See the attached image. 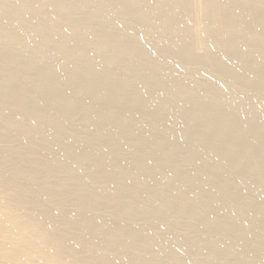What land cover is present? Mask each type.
Masks as SVG:
<instances>
[{"label":"bare ground","instance_id":"1","mask_svg":"<svg viewBox=\"0 0 264 264\" xmlns=\"http://www.w3.org/2000/svg\"><path fill=\"white\" fill-rule=\"evenodd\" d=\"M9 1L10 0H0V264H82L80 262L86 261V263H88V261H87L88 259H91L90 264H100L102 262H103V264H104V262H106V263L108 262L107 264H128L130 257H127V256L125 257L124 255L123 256L119 255L120 253H119V251H117V249H119V247H123V246H125L128 249V250L126 249V251L128 252L127 253L128 256H130V255L132 256L133 254H137L134 256V258L138 256L137 259L135 258L136 261L134 259V262H136L135 264H264V114H262L263 111L261 110L262 109L261 107L264 108V85H262V84H264L263 83L264 81L263 82L260 81L262 83L259 82L261 85H259V83L258 84L256 83L259 79L264 80V79H261V78H264V67H263L264 64L261 65L262 66L261 68H260V66L258 67L260 69L253 66L255 71L252 74L250 72L251 75H249V72H248V76H243L246 73L245 72L241 76V78H243V82H242L241 78L237 79V83L241 79L240 83L242 82L243 86H244V83H245V85L247 83L248 88H246V89H249V87L251 86L252 88L251 87L250 88L254 92V90H255L254 88H256L257 94H255L256 92H254V95H256V96H254L253 98L251 97L253 94L250 96V98L248 96V99L246 98V96L245 97L238 96L239 99H238V97H236L237 95L235 93L238 92L237 88H240V85L242 83L241 84L239 83L240 85L238 84L239 85L238 86L237 83L234 82L236 84V86H238L237 88H235V89H237V92H235V93L231 92L230 89L228 91L229 93H227V94L225 92L227 90L224 91L223 88H221L222 91H220L219 88H218L219 90L214 89L215 92H217V90L220 91L219 93L222 92L224 94V92H225L224 95L226 97L227 96L229 97V99L228 98L227 99L229 100L228 104H230V105H225V104H227L226 102L228 100L227 101L225 100L226 98L222 93L219 96H215L218 93H215L213 90H210V91L208 90L209 88L211 89L212 86L211 85L208 86L209 84H207V83H209L210 81L207 82L205 80V78H202V79H204L205 83L207 82L206 83L207 85L204 83V81L201 82V80H200V83L201 84L204 83L203 84L204 87L202 86V89L205 88V85H206V87L208 86L207 87L208 89L207 88L206 89L209 92H207L206 90H204V91L201 90L202 92L198 91L197 93L194 92L195 87H198L197 86L198 84L196 86H194L193 90H191V88H189L190 86H188V87L184 86V84L186 85V82L190 80V78L188 79L187 76L186 77L188 80H185L184 84H182V86L180 85V87H178V85H176L175 83H172L173 81L175 82V80H172V78H171L174 71H172L173 72L172 73L171 69L168 68V66H167V68L171 72L170 77L168 74L169 72H166L167 68H164L165 69L164 74H163V72H161L163 69L162 70L159 69L161 71L158 70V72H159L158 74L160 75V78H162V77L164 78L163 79L164 81L167 78H168V80L171 78V80H170V82L172 81L171 83L166 81L169 84L165 88H162V90L161 89L157 90L155 86L158 84V80L160 81L162 79L157 78L158 79L157 84L154 82L153 76L155 77V75L156 76L158 75V74H155L157 72V70H155L156 69L155 68L154 69L155 72H150V73H154L155 75L151 74L152 75L151 77L153 78L151 80H153V82L151 81L149 83V85L151 83L152 84L155 83L156 85L154 84L152 86H148L147 88L143 89L145 86H147V84H148L147 81L143 82L140 79L139 81H137L138 83H135V82H132V80L131 81H128L127 79L124 80V78L127 77L126 75H128V73L131 72L132 68L129 72L126 70V72H127L126 73V72H124L125 70L122 71L120 68H118L116 66V65H118V63L120 64V61L122 58H123L122 61H124V59L127 60L126 57H128V56L131 57V54L133 52L137 53V52L142 51L141 49L139 50V48L136 49V46H135V43H137L138 41L141 40V39L139 40L137 35H134V38H135V36H137V38H138L137 42H135L136 40H134V38H132L129 35L132 38L131 39L132 41L127 43V40L129 41V39H126V41H125L124 39L120 38V40H119V36L120 37H122V36L116 34V35H114V37L112 36V40H111V42H109L110 45H108L107 44L108 42L106 41L105 44H106V47H108V48L105 49L106 51L102 50V52H105L104 54L100 51L103 55L99 56V54H100L99 53L94 58L92 56L93 52L90 51V53H89L90 55L89 54L86 56H85V54L83 55L85 57L81 58V59H83L82 63H81V61L79 62L81 64H79L78 61L76 62L79 64V65L77 64V68H74V69L70 68L71 65L76 67V63H75V65H73V63H72L71 65H69L70 67L67 66L68 64H70V62H67V61H69L71 59L73 60L74 58H76V60H78V59H80V57H83L82 54L84 53V52H82L83 50L78 48L79 43H80L79 45L82 47L81 43L85 42V41L83 42L84 39L80 38L81 37L80 36L79 40L80 39H83V40H82V42H77L78 44H76V41L74 40L76 38H74V37H77L79 35V32H82L83 29H85V27H86L85 30H87V28H88L87 23L89 21L91 23L92 19H94L93 21H95L97 19V17H100L99 16V13H100L99 8L100 7L97 6L95 8V10L93 9L94 10L93 11V10H90V7L88 9V7L86 6V5L90 6V3H93L92 5H94L96 3L94 0H73V2H72V0H64L62 8L66 9V12H65L66 14H64L63 16H61V15L64 12L60 15L59 13H60L61 9L59 10V7L53 6L54 4L59 5L58 4L59 1L57 2L56 0H53V2L56 1V3H52L53 5H51L52 0H35V1L32 0L33 2L27 1V0H13V2H16L14 7L12 6L13 2L11 4V3H8ZM172 1H171V4H172ZM234 1L235 0L231 1L234 3L232 5H237V4H235L236 1L235 2ZM246 1L249 2V0H242V2H246ZM60 2H61V0H60ZM97 2H98V0H97ZM99 2H100L99 6L108 7L107 4L109 5L110 0H99ZM140 2L141 1H139V0L138 1L137 0H134V1L130 0L129 2L126 0L125 3H124V1H122V3L124 5L122 6V3H121V6L125 7V8L127 7L126 9H128L129 7H131L129 9H133L134 7L136 8L137 4ZM175 2H176V4L178 2V5L179 4L181 5L183 3L184 6L186 4H188V2H189L192 5V7L194 6V9H193V8L189 7L190 6L189 4H188L189 6L186 5V6H188V8L192 9V11L190 9H188L191 11V12L188 11L190 13H192L195 9L198 10V9H200V7H202L201 10L204 9V10H202V14H204V15L201 16L202 18L200 17V19L206 18V20H205V22H206V21H208L207 20V17H208V19H209L208 22L212 21V24H214L213 22H215L214 25L217 24L216 21H218V19L221 20L220 16L222 17V15L225 13V11H227V8H228V7L223 8L222 12H221V10H222V8H221V9H219L220 11L217 12L218 7L220 8L221 6H223V7L225 6V5L219 6L220 1L218 2L217 0H174V4H175ZM262 2H264V1L262 0ZM73 3L77 7H75ZM145 3H147V2H145ZM148 3H149V1H148ZM152 3H154V2H152ZM184 3H186V4H184ZM260 3L258 4V5H260V8L258 7L257 4H255L256 7L253 5L255 8H257V9L259 8V11L256 9L259 13V14L257 13L258 15L256 14V16L258 17V20L254 21V22H256L255 24H252V25L250 24L248 27H246L248 30V33L250 31H251L250 33L258 32L257 34L253 33L254 35H252V36H256V35L260 34L259 32H261V31L264 32V11H263L264 5L262 4L263 8H261ZM7 4L8 5L11 4L10 6H12L13 8L10 9L11 7H8ZM220 4H222V3H220ZM240 4L243 7L244 4L239 2V5ZM140 5L142 6V3ZM155 5H157V4H155ZM159 5H157V6H159ZM167 5L165 3V7ZM248 5H247V7H248ZM48 6L51 7L49 9H52L53 7H54V9L55 8H58V9H55V10L53 9L54 11H51V10H48ZM84 6L90 12L88 10L84 11L83 10ZM241 6H239V8H242ZM253 6L250 10L247 9V11L250 12L254 8ZM5 7H8L10 10L8 11L7 9H5ZM60 7H61V5H60ZM102 7H101V10H102ZM122 7L120 10H122ZM152 7H153V5H152ZM165 7L163 6L162 8H165ZM181 7H183V6H181ZM75 8H77L76 11H74ZM93 8H94V6H93ZM97 8H98V10H96ZM146 8L147 7H145V9ZM148 8H150V7H148ZM155 8H156V6H155ZM162 8L161 9L159 8V9L162 10ZM239 8L234 7V9H233L234 15L232 16L233 18L231 17L232 20H229V18H228L229 21L232 22L234 20H238V18L241 17L243 14L245 15L246 11H244L242 8V10L244 11V13L242 14V12H241L242 10L238 11ZM255 8H254V11H255ZM14 9H17V11L19 10L18 12H20L19 13L20 18H18V20H15L16 16L14 17V14L17 11L15 10V12H14L13 11ZM159 9H158V11H159ZM181 9L182 8H180L179 11ZM261 9H263V10H261ZM44 10H46V13H44ZM137 10H138V8H137ZM143 10H144V8H143ZM197 10H195L194 12H196ZM245 10H246V8H245ZM152 11H153V9H152ZM163 11L164 12L168 11V14H169L171 9H170V11H169V9L168 10L163 9ZM185 11L184 12L187 13V10H185ZM198 11H200V10H198ZM198 11H197V14L200 13V12L198 13ZM252 11H251V14H252ZM13 12H14V14H13ZM130 12H132V11H130ZM181 12L183 13V11H181ZM227 12L225 14H227ZM42 13H44L43 18L45 17L44 19H46V20H44L45 22L40 20V22H43L42 24L38 20L37 21L38 26H37L35 21L37 20V18L39 19L40 16L42 17V15H41ZM83 13L86 14L85 15L86 19H85ZM135 13H137V11ZM145 13L146 12H143V14H145ZM155 13L157 14V11L154 12V14ZM170 13L171 14H169V16L167 15V12L165 13L168 16V18H172V16L175 15V12L174 13L170 12ZM56 14L60 15L61 17L65 16L64 19L63 18L59 19V20H63V21H61L62 22L61 25L57 23V22H59V20H58V17L56 16ZM152 14L153 13H151V15ZM159 14L162 15L163 14L162 11H160ZM159 14H158V16H160ZM187 14H189V13H187ZM100 15H101V13H100ZM116 15H118V13ZM127 15L129 17V14H127ZM145 15H147V14H145ZM189 15H191V14H189ZM200 15L201 14H199V16ZM244 15H243V17H246V15L245 16ZM252 15H255V14H252ZM162 16H163V18L166 17L164 15H162ZM17 17H19L18 14H17ZM56 17H57V20H56ZM80 17H82V19H85L86 22H84ZM178 17H179V14H178V16H176V18H178ZM129 18H131V17H129ZM135 18H137V17H135ZM156 18H158L157 15H156ZM161 18L162 17L160 16L159 19H161ZM173 18H175V16ZM248 18H249V15L247 16V19H245V20H247V22H248ZM256 18L253 20H256ZM240 19H239V22H240ZM55 20L57 22H55ZM108 20L110 21L111 19H108ZM136 20H139V18ZM156 20H158V19H156ZM162 20H164V19H162ZM166 20L167 19H165V21ZM198 20L199 19H197V22H198ZM128 21H130V20H128ZM170 21H173V20H170ZM188 21H190V20H188ZM105 22L101 23V24H103L102 27H104V25H106ZM141 22H142V20H141ZM153 22H154L153 25L156 24L159 28L160 23H158L159 24L158 25L157 23H155L157 21H153ZM158 22H161V20L160 21L158 20ZM167 22H169V21H167ZM202 22H203V20H202ZM208 22H207V24H208ZM225 22H227V21H225ZM234 22H237V21H234ZM234 22H232V25L230 24L231 25L230 28H233V25H237L238 22L237 23H234ZM90 23H88V24H90ZM99 23H100V21L98 22V25H101ZM136 23H135V25H136ZM186 23H188V22L186 21ZM191 23L189 25L193 27V25L196 22L192 23L193 25ZM240 23L242 24V22H240ZM69 24H72V28H69V30L72 29L71 32H69V30H67L68 27H66V25L71 27V25H69ZM114 24H115V22H114ZM123 24H121V26ZM199 24H200L199 26H201V22ZM203 24H205V23L203 22ZM56 25H60L61 30L65 26L66 30H64V31L68 32V35H66V36H70L73 38L68 37V39H67L65 37V35L64 36L61 35L63 30L61 31V33H59L60 30H58L57 28H59L60 26L58 27ZM94 25L96 26L97 24L94 23ZM147 25L149 26L150 24L147 23ZM151 25H152V23H151ZM162 25H164V24H162ZM169 25H168V28L170 27ZM185 25H186L185 27L188 29L192 28L190 26L187 27L188 26L187 24H185ZM221 25L222 24H220L218 30L221 29V27H222ZM54 26H56L57 28ZM107 26L108 25H106V27H104V28H107ZM121 26H118V27H121ZM123 26H125V25H123ZM174 26H176V25H174ZM208 26H210V25H208ZM225 26H227V25H225ZM225 26L222 27V30H225L224 29ZM241 26H243L242 28L244 29V31H247V30H245V27L243 24ZM241 26H239V27H241ZM53 27H54V29L56 28L54 31H53ZM92 27H94V26H92ZM151 27L153 28V26H151ZM162 27H164V26H162ZM177 27H178V25H177ZM177 27H175L173 30H176ZM96 28H98V27H96ZM108 28H109V26H108ZM145 28H146V30L152 29V28H147V27H145ZM172 28H171V32L173 31ZM205 28H207V27H205ZM205 28L203 29L204 31H206ZM209 28L212 31L213 28L212 29H211V27H209ZM209 28H208V31H209ZM215 28H218V27H215ZM228 28L229 27H227V29ZM230 28L228 30L229 33L227 32L229 35H230V31H232V29L230 30ZM242 28L240 29V31H243ZM161 29L163 30V28H161ZM183 29L185 30V28H183ZM194 29H196V28H194ZM95 30L99 31L98 29H95ZM101 30H103V29H100V31ZM201 30L202 29H200V31L198 32V29H197V33L198 34L200 32L202 33L203 31H201ZM107 31H108V29H107ZM148 31L150 32L151 30H148ZM168 31H169V29H168ZM168 31L165 34L168 35ZM208 31H206V32L209 33ZM235 31H237V30H235ZM25 32H27L29 34L33 33V36H31V34H30V37H29L27 34L28 37L25 38L22 35ZM114 32H115V30H114ZM117 32L118 31H116L115 33H117ZM53 33H55V34H53ZM100 33H102V32H100ZM118 33H121V32H118ZM173 33L177 34V32H175V31H173ZM184 33H185V31H184ZM186 33H189L188 30ZM186 33L184 35H186ZM193 33L195 34L196 31L194 30ZM232 33L236 34V32H234V31ZM89 34H88V36H91V34L90 35ZM111 34H112V30H111ZM189 34H187V35H189ZM202 34H204V33H202ZM237 34H238V31H237ZM106 35H107V33H106ZM126 35H127V32H126ZM143 35H145V34H143ZM167 35H166V37H167ZM245 35H247V34L245 33ZM139 36H141V35H139ZM149 36L150 35H148V37ZM170 36L172 38L173 34H169L168 37H170ZM201 36H203V35H201ZM214 36L216 37L215 33H214ZM252 36H250V37L252 38ZM258 36H256V37H258ZM64 37L67 40H69L70 42H67ZM97 37H98V34H97ZM102 37H104V36H102ZM107 37H106V39H107ZM164 37H163V39H164ZM168 37L166 39L169 42ZM185 37L186 36H183V38H185ZM197 37H199V36H197ZM205 37H206V35H205ZM230 37H228V40L230 39ZM238 37H240V36H238ZM244 37H248V36H244ZM99 38L101 39V36ZM191 38H193V37H191ZM217 38H215V39L218 40L220 43L221 42L219 40L220 38L219 37H217ZM221 38H222V36H221ZM242 38L243 37L241 36V40H242ZM71 39H73L72 41H75V44L77 46L76 49L78 48V50L74 51L75 45L73 42H72L73 44L71 43ZM77 39H78V37H77ZM95 39L97 40V38H95ZM149 39H151V38H149ZM166 39L164 40L165 43H167ZM207 39H209V38H207ZM210 39H211V36H210ZM234 39L239 41L236 38L231 39V41ZM255 39H257V38H255ZM108 40H110V38H108ZM121 40H123V41H121ZM146 40H148V39H146ZM192 40L194 41L195 38ZM216 40H213L214 43L211 40H210V42L207 40V43L209 42L210 44H215V42H217ZM246 40H247V38H246ZM100 41L102 42V40H100ZM257 41H259V39ZM89 42H90V40H89ZM101 42H98V43L100 45L104 43V42L103 43H101ZM120 42H122V43L124 42V44L126 43V46L123 44L125 47L124 46L122 47ZM140 42H142V41H140ZM149 42H150V45H152L151 41H149ZM162 42H159V44H157V45H159L160 48H161L160 44ZM180 42H181V46H182L183 45L182 41H179L177 44L180 45ZM188 42H190V41H188ZM196 42H197V40H196ZM224 42H226V41L224 40ZM254 42H253V44H254ZM68 43H70V45H72V46H70V49H69V50H71V53H69L68 47L65 46V45H68ZM217 43H216V45H213V46L218 47L219 43H218V45H217ZM221 43H222V45H221L222 47H224V45L225 46L228 45L227 44L228 41L226 42V44L223 42H221ZM242 43H244V42H242ZM60 44H63V45L61 46ZM144 44H146V43H143V46H144ZM231 44H232V42H231ZM35 45L36 46L38 45V47H37L38 49H36V50L34 49ZM59 45L62 47V49L60 47H58ZM84 45H86V44H84ZM96 45H97V43H96ZM153 45H156L155 42ZM161 45H162V47L164 46V44H161ZM263 45H264V43H263ZM16 46H19L18 47L19 51L17 53H15V55L13 53V56H12L11 48L14 49V47H16ZM91 46H95V45H92V43H91ZM102 46H104V45H101V47ZM148 46H145V48ZM174 46H177V45H174ZM174 46H172V47H174ZM181 46L180 47L179 46L174 47L176 52H174V50L172 51V47L169 50L172 51V53H174L173 54L174 56H176V55L178 56L179 51H181L183 49V48H181ZM195 46H197V45H195ZM195 46H192L191 48L189 47L190 49L189 48L187 49V52H186L187 54H185V52L183 51V50H185V48L182 50L184 52V53H182V55L184 54V56H182L183 58L180 55L179 56L181 58L177 57V59H179V60L182 59V61L180 60L181 61L180 63L185 62V64H186V62L189 61V58L191 57V55L189 56V54H191L190 51H192V50H193L192 53L195 54V57H196V55L199 56L198 54H200V56H201L203 50H204V52H207V51H205V48L203 49L204 44L202 45L203 46L202 48H199L200 44L197 46L198 48H196ZM205 46H206V44H205ZM207 46H209V44H207ZM228 46L230 47V44ZM249 46H248V48H250ZM259 46H260V43H259ZM57 47H58V49H57ZM72 47H74V48L72 49ZM86 47H88V46H86ZM106 47H104V48H106ZM237 47H241V46H237ZM255 47H258V46H254V48ZM83 48H84V46H83ZM123 48H124V50H123ZM148 48L150 49V47H148ZM153 48H154V50H153ZM153 48L148 51L149 55L151 53L153 55V51H154V54H156L158 52L157 50H160V48L158 49V46L156 47V50H155V46H153ZM248 48H245V49H248ZM33 49L36 51L35 53L34 52L32 53V51H34ZM55 49H57L58 51H59V49H61L60 53L57 52L59 55L55 53ZM167 49H164V50L167 51ZM222 49L219 50V52L218 51L217 52L220 53V51H222ZM9 50L11 51L10 52L11 55L6 53ZM51 50H53L54 52ZM188 50H190V51L188 52ZM216 50H218V49H216ZM225 50H227V49L225 48ZM234 50L231 49V51H233L234 53L236 50H239V49L236 48V50L235 51ZM47 51H51V55H52V53H54L55 56L57 55L56 57H58L59 61L60 60L62 61L64 59L62 61V63L65 62L66 61L65 59L69 56V54H71V56H69V57L70 58L72 57V58L71 59L67 58L69 60H67L65 64H67V63L68 64L64 65V66H67L68 68H70L71 70L70 69L69 70H63L64 69L63 68L62 69L63 72L61 70H59V71H61V72H59L57 69L56 73H54L55 71L54 72L52 71V70H54L53 68H51L52 70L49 69V66L52 67L51 65H53L54 62L49 61L50 64L53 63L50 65L48 60H47V62H48L47 64L49 66L45 65V64L43 65L39 60L45 59V57H43L44 59H42L41 57L43 56L44 53L46 55ZM120 51L122 53H120ZM144 51L147 54V49ZM144 51H142V52H144ZM155 51H157V52H155ZM211 51L212 52L215 51V48H214V50H211ZM227 51H230V50L228 49ZM257 51L255 52V50H254L255 53L252 52V54H250V55H253L252 56L253 58H258L262 52L263 57L262 56L261 57L264 58V50H260L261 51V52L259 51L260 53H258ZM72 52H73V54H72ZM124 52H125V54H124ZM233 52H231V53H233ZM118 53H120L121 55L124 54L125 57L123 55H122L123 57H120L121 56L120 54H119L120 56H117ZM176 53H178V54H176ZM239 53L244 54V52H239ZM5 54H7V56H5ZM28 54H30V55L32 54L31 58H29V59H31L29 64L26 63L29 61V59H28V61L24 62L27 65L24 64V66L22 65V67H21V65H19L18 63L24 61L23 59H25V57ZM48 54H49V52H48ZM236 54H237V51H236ZM241 54H239L240 57H242ZM8 55L11 57L6 58V57H8ZM30 55H28V56H30ZM142 55H144L143 57L147 56V55L145 56V54H142ZM142 55H139V56L137 55V57L140 58V56H142ZM149 55L147 57L150 58V60H151L152 55L150 57H149ZM157 55H159V54L157 53ZM160 55L164 59V56L162 54H160ZM210 55H212V54H210ZM213 55H214V53H213ZM226 55H227V53H226ZM55 56L52 58H55L57 60V58ZM116 56L120 57V58H118V59H120V61H118V60L115 61L116 59H114V58ZM165 56H168L167 58H171V56L169 57V55H165ZM204 56H206V55L204 54ZM215 56H217V55H215ZM215 56H213L211 59L209 58L210 61L208 62V64H211V65H209L210 67L212 66L213 63L215 64V61H216V63L218 61V60H215V59H217V57H215ZM222 56L224 57L225 55H222ZM236 56L237 55H235L234 58H228V59L226 58L227 60L230 59L228 61V64L229 63H231V64L235 63L237 60ZM96 57H98V61L96 60L98 63H96V65H98L101 62L99 60L101 59L100 57H102V58H105V60L106 59L109 60V62L107 60L104 62L110 63L109 64L110 66H108L110 69L111 68L114 69L115 67H117L119 69V70L117 69V72L121 70L122 73H120L119 75H116L119 73L118 72L115 74L116 76H113L114 74L112 73V76H113L112 77L110 72L113 71V69L111 71H109V69L106 67V69H103V71H102L100 66H99L100 67V69H99L98 66L94 65L95 63L93 62V60L96 59ZM129 57H128V59H129ZM143 57H141V58H143ZM147 57L144 58L146 60L145 63L150 64L152 61L149 60L150 62H148ZM157 57H159V56H157ZM195 57L193 55L194 59L191 57L193 62H192V60H190L189 61L190 63L187 62V64H192V63H194L195 60H198L200 58L202 59L203 56L200 58L198 57V59L197 58L195 59ZM244 57H246V56H244ZM250 57L251 56L247 55V58H250ZM52 58L50 60H52ZM141 58H140V60H141ZM260 58H259V60H260ZM154 59H155V57H154ZM172 59L173 58H171V61H172ZM177 59H173V61H175ZM250 59H252V58H250ZM224 60H225V58H224ZM45 61L46 60H44V62ZM73 61H75V60H73ZM143 61H142V63H143ZM222 61H223V58H222ZM116 62H118V63H116ZM157 62H159V61L157 60ZM168 62H170V61H168ZM175 62H173V63H175ZM204 62H206L205 59H204ZM225 62H226V60H225ZM225 62H224V64L222 62L223 66H225ZM239 62H242V61H239ZM247 62H248V59H247ZM250 62H251V60H250ZM55 63H56V61H55ZM219 63H217V66H216L217 69H219V66L221 65V63H220V65L218 66ZM236 63H238V62H236ZM16 64L19 65L20 68H19V66H16L17 68L15 69L14 67ZM20 64H23V63H20ZM101 64H102V62H101ZM122 64L124 65L125 62H123ZM195 64H197V62L192 64V65H195ZM214 64H213V69H215ZM228 64H227L228 69L231 67L229 71H226L227 69L226 70L224 69L225 67L227 68V66H225V67L220 66L223 69H220L219 71L220 72L222 71V75L223 74L227 75V73L229 72L228 73L229 77H227V79L230 77H231V79H233L232 76L235 77V75L238 72V68L236 69L237 72H234L235 68L233 70L232 66L235 67L234 66L235 64H233L232 66H230ZM239 64H236V65L239 66ZM248 64H250V63H248ZM252 64H254V62ZM133 65H134L133 70H135V68H138L137 70H139V67L143 68L142 71H145V72H143V74L141 72V74L144 75L145 77L147 76L146 74H150V73H148V71L146 73V68H147V70H149L151 66H154V65H152V63H151V65H149L150 67L148 66V64H143V65L141 63L138 64V63H136V61H135V64H133ZM133 65H132V67H133ZM168 65H170V63ZM181 65L182 64H179V66H181ZM192 65H190V66H192ZM57 66H58V64L56 65V67ZM145 66H146V68H145ZM159 66H161V65L159 64ZM171 66H173V65L171 64L170 67ZM198 66H200V65H198ZM198 66L195 68H198ZM238 66H236V67H238ZM119 67H121V66H119ZM155 67H157V66H155ZM161 67H165V65L161 66ZM251 67H252V65H251ZM251 67L250 68L248 67L247 69H251ZM68 68H66V69H68ZM153 68L154 67H151V70ZM192 69H194V67ZM205 69H204V71H206ZM231 69L233 70L232 74H234V73H236V74L231 75L230 74ZM243 69L240 68L239 69L240 72H238V74L242 73L241 70H243ZM188 70H190V69H188ZM209 70L211 71V69H209ZM224 70L227 73H224ZM31 71L32 72L37 71V73H38L36 76L37 80H36V78L34 80L37 82H40L41 84L43 83V89H42L43 92H42V90L39 89L42 95H39L38 98L33 96L34 94H33V92H31V90H32L31 86H28L29 88L27 87V83H26L27 81L22 82V80L26 77V73L29 72V74H32ZM177 71H179V70H177ZM194 71H192V74ZM113 72H115V71H113ZM216 72L219 73L217 70H216ZM137 73L138 72H136V74ZM206 73H204V74L208 76V74H206ZM109 74L112 78L109 76ZM136 74H135V72H133L132 74H130L131 77H130V75H128L129 76L128 79L129 78L131 79L133 76L135 77ZM192 74H191L192 78H196V77H194L195 74H193V75ZM220 74H219V76H220ZM24 75H25V77L23 78ZM33 75H35V74H33ZM166 75H167V77H165ZM175 75H178V74H175ZM216 75L218 76V74H216ZM245 75H247V73ZM108 76H109V81L105 82V80L108 79ZM124 76H126V77H124ZM139 76H140V74H139ZM144 76H143V78H144ZM212 76L214 77V75H212ZM236 76L238 78V75H236ZM249 76H250V78H245V77H249ZM141 77L142 76H140V78ZM147 77L149 78L148 79V81H149L151 77H149V76H147ZM147 77H146V79L145 78L144 79L147 80ZM197 77H198V75H197ZM104 78H107V79L104 80ZM136 78H137V76H136ZM136 78H134V79L136 80ZM216 78H218V77H216ZM216 78H215V80H216ZM32 79L33 78H31V80ZM224 79H226V77H224ZM234 79H236V78H234ZM244 79H247V80H245L246 82L244 81ZM103 80H104L103 85H105V86H103V89L105 88L104 89L105 92L102 91V93L104 92V94L100 95L98 97V95H96L99 92V90H97V86H98V84L100 86V83ZM179 80H181V79L179 78L178 81ZM192 80H194V79H192ZM215 80H214V82H215ZM33 81H32V83L34 84L35 82H33ZM140 81L143 82L142 84H145V83H147V84L142 87V84L140 85ZM155 81H156V79H155ZM178 81L176 80V82H178ZM130 82H132V83H130ZM214 82H212V83L210 82V83L213 84ZM22 83H26V85H25L26 87H24L25 89L22 88L24 86ZM32 83H31V85H33ZM229 83L230 82H228V84ZM20 84H22V87H20ZM36 84H38V83H36ZM224 84L225 83H223L220 86H225V87L228 86V85H224ZM101 85H102V83H101ZM118 85H119V87L121 86L120 88H122V89H120V92L118 91L119 93H121V95L115 96L118 94V92H116L115 90H114L115 91L114 92L113 88L117 87ZM40 86H42V85H40ZM159 86H160V84H159ZM161 86H162V83H161ZM191 86H192V84H191ZM101 87H99L98 89H100ZM106 87H108V88H106ZM157 87H158V85H157ZM162 87H164V86H162ZM92 88H94V90L95 91L97 90L98 92H95L96 93L95 94L94 90ZM159 88H161V87H159ZM213 88H214V86H213ZM86 89H87V91H85ZM241 89L242 88H240V90ZM251 89L249 90V92L251 91ZM83 90L85 92H83ZM121 90H122V92H121ZM155 90H157V92ZM196 90H200V89L197 88ZM80 91L85 93V94L87 92L86 97H83V99L84 98H86V99H84L85 101L81 99L83 102L80 100H77L78 102H75L74 97L76 96V94H79ZM154 91L156 92V94L159 95V97H157L158 95H156V96H154L155 94L153 95L154 98L157 97L156 102L161 103V105L160 104L159 105L163 108L161 109V108H159L160 106L159 107L157 106L158 107L157 110L161 109L162 112L160 111V113L158 112L156 114L154 111L153 115H151V113L153 111H151V110H149V111H151L150 115L153 117L152 120H155V122H156L158 119V122H156V124H155V122L153 121L152 125L149 124L150 126H148V127H147V125H145L146 128L143 129V126L141 128H138L139 125H142V124L137 125L136 123H133L134 119L133 120L131 119V121H130V119H129L130 117L128 118V116H125V118L127 117L129 119V121L132 123L131 125L135 124L138 127H136L134 125L130 126V124H129L130 122H128V126H130V127L126 126V128L128 127V129L124 128L123 129L124 131L121 130L120 133H118L119 137L117 136V138H118L117 141L119 140V138L122 137L121 135L123 133H124L123 138H121V139H124V136H126V134H128V133L130 134V136L127 135L128 137L131 138L132 134H134V136L137 138L133 137V140L130 139V140H132L131 142H130V140H128L130 142L128 147L126 146L128 141L126 142V144H125L126 147H124V149H125L124 152H122L123 149L119 150V151H118V149H117V151L115 150L117 152V154L120 152V154H119L120 158L118 157L117 154H115V155H117L116 156L117 161H115L116 159H113V160L111 159L112 158L111 155L113 154V152L111 153V155L108 154L107 151L109 148H107V151L103 150L101 152L99 150V152H98L97 151V148H98L97 144L102 142L101 140L103 138L98 142L97 137L100 135L99 137H105L106 136L105 138H107L109 136L108 134L111 133L110 132L111 130L110 131L105 130V127L107 126V124H109V122L111 123V120H113V117L116 118V116H117L116 119H118L117 122H119L120 121L119 118H121L123 116L122 114L121 115L119 114V111H117V110L115 111V109L113 110L115 112L111 111V113H110V110L112 109V106H113V104L111 103L110 105H112V106H111V109H109V113H110V116L112 118L109 116H107V117L105 116L106 118L104 117V119H103V117H102L103 120L100 119L101 121L100 120H99L100 122L98 121V123H100V125L96 124V125H98L96 127V129H94L93 127H90L93 120H95L94 118L97 115L96 113L100 112V111L98 112L97 109L102 108V107H100V105H101L100 103H102L103 106H106L107 104H109L111 102L110 99L112 98V96H114V97H116L114 99V101L117 100L121 104V102L124 103L123 98H125L126 95H127V97L125 98V100L127 98H129L128 97L129 95H133L135 93H136L135 95H137V93L139 94V92H141V93L145 92L146 93V94L144 93L145 95H147V94L152 95V93H154ZM211 91H212V93H214L213 96L209 94ZM59 92L61 93V95L64 94V97L61 95L57 96ZM62 92H63V94H62ZM112 93H114L115 95L114 94L112 95ZM241 94H242V92H241ZM184 95H186L184 100H183V98H181L182 100L179 99L180 97H184ZM222 95L225 98V99L224 98H222V99H224L225 101L222 99L221 100L224 101L225 104H224V102H223V104L220 102L221 101L220 97ZM137 97L138 96H134L135 100ZM141 97H142V95H141ZM143 97H145V96H143ZM146 97H148V96H146ZM150 97L151 96H149V98ZM242 97H243V99L246 98L245 99L246 101L243 100V101H245V103L243 102V104L241 103L239 106L240 102H238V105H237L236 101L242 100L241 99ZM235 99H236V101H235ZM131 100H130V102H131ZM143 100H139L137 98V100L135 102H132L131 105H133L135 103V105H134V107H135L137 105V103H139L142 106V103H144ZM146 100H145V102H146ZM150 100H147V101H150ZM152 100H151V102H153ZM108 101H110V102H108ZM132 101H134V100H132ZM86 102H87V107H86L87 110H85L86 108H84V106H86ZM112 102H113V100H112ZM156 102L153 105H155ZM125 103H126V101H125ZM146 103H148V102H146ZM104 104H106V105H104ZM156 105H158V104H156ZM241 105H242L243 109H246V108L250 109V112H249V110L247 111V109H246L247 112L244 110L247 114H251V115H249L250 117L259 118V120L256 118L259 122H261L260 121V118H261L262 122H261V124L258 123L259 125H257V123L254 124L256 126H253L254 128L252 127V130L249 132V134L245 135V133L241 132L245 136H243L241 138V140H238L239 143L233 142L231 144L230 141L231 140L233 141L234 139H232V138H235L233 135L234 134L236 135L238 133L240 134V131L243 130L242 129L243 125L249 124L248 122H250V120L248 119V118H250L249 116H246L243 118L242 115H246V114H244L245 112L242 114L243 109H239V108H237L238 110L234 109V106L235 107L239 106L241 108ZM252 106H253V108L251 109L250 107H252ZM137 107H138V105H137ZM209 107H211V108H209ZM34 108L37 109L38 111L36 110L37 112L35 113V117H34V114H33V116H29L30 118L33 117L30 119L27 117L29 115L27 113H28V111H30L32 109L34 110ZM115 108H117V107H115ZM121 108L122 107L120 106V111H121ZM130 108L133 109V106H130ZM138 108H137V110H138ZM204 108L211 109V112H209L210 114L206 115L205 117H204L205 114L199 115L200 110H202ZM131 109H129V110L131 111ZM142 109H144V107ZM188 109H189V111H191V113L192 112L194 113L193 115H195V116H192V117H195V119L197 118V120L198 119L203 120V122H204L203 125L204 124L207 125L206 128L207 127L208 128L213 127L215 124V121H217L219 123V125H218V123H216V124L218 125V127H220V129H219L220 131L216 135H214L212 133H211V135H209L210 134L209 133L206 136L203 134V132L207 133L210 130H207V131L203 130L202 133L199 131L200 134L197 136L196 135L197 131L195 130L196 132L194 133L193 137H195V138L197 137L196 138L197 139L196 153L198 156H197V158H195L196 154H195V156L193 155L194 157L192 156V158L190 159L189 162H187L189 160L188 157L191 155L189 153V156L185 159L186 156L184 154H186L185 151H186L187 147L185 148L183 145H182L183 147H179L178 144L180 143V141L178 144L176 143L178 145L176 148L170 149V148H172V147H170V145L179 139V138H177L178 132L177 133L175 132L177 130L176 128H178V131H179V128H180L178 125L179 123H176L178 125V127L177 126L175 127V125H174L173 128H171V129L168 127V130L166 127L167 131H164V132L162 130L158 129V127H159L158 124H161V123H159V119H160L159 117L162 116L160 114L161 113L163 114V111H164V113H167V115L169 113L171 114L172 112H174V113L176 112L179 117L180 116L183 117L184 114H187ZM129 110H126V111H129ZM157 110H156V112H157ZM239 110H242V112L241 111L238 112ZM260 110L262 112H260ZM82 111H83V114H82ZM146 111H148V110L146 109ZM138 112H140V110H138ZM102 113H104V112H102ZM122 113H124V112H122ZM144 113H146V112H144ZM132 114H134V113H132ZM135 114H136V112H135ZM207 114H208V111H207ZM80 115H84V117H83L84 121L82 122L83 124H80L81 126L77 125L78 126L77 129L75 127V125H76L75 121L77 118L73 121V123H75V125H73V123L69 122L68 120L65 124L66 126L63 125L66 121V118H68V119L72 118L73 119L74 117H78ZM129 115H131V114H129ZM150 115H148V116H150ZM69 116H71V117L69 118ZM118 116H119V118H118ZM133 116H135V115H133ZM141 116H142V113H141ZM146 116L147 115H145V117ZM185 116L186 115H184V117ZM189 116H191V115L189 114ZM240 116L243 119L248 117L247 118L248 120H246V121L240 118L246 124L241 123L242 121L240 119H238ZM97 117H96V119H97ZM172 117H173V115H172ZM133 118H135V117H133ZM163 118H165V117H163ZM79 119H82V117ZM121 119L125 120L124 118H121ZM128 119H126V120H128ZM190 119H192V118L190 117ZM195 119L194 120L192 119V120L195 121ZM143 120H145V119H143ZM238 120H240L241 122L240 121L237 122ZM251 120H252V118H251ZM95 121H97V120H95ZM183 121H184V119H183ZM122 122H124V121H122ZM134 122H136V121H134ZM114 123H115V121H114ZM125 123L123 125L122 124L121 125L124 127ZM170 124L172 125L173 123H170ZM192 124H194V123H192ZM96 125H94V122H93L92 126H96ZM112 125H114V124H111V126ZM154 125H156L157 128L154 127ZM167 125H169V124H167ZM167 125H165V126H167ZM171 125H169V126H171ZM209 125L210 126L213 125V126L210 127ZM251 125H253V124H251ZM111 126H110V128H111ZM189 126L190 125H188V127ZM192 126H190V127H192ZM72 127L73 128L75 127V129H73ZM91 128H93V130L96 131V134L98 135L96 137L97 139L95 137H93L94 134H91L92 137L89 136L90 134H88L89 137L94 138V139L92 140L88 137L90 140H88V139H87L88 141L85 140L87 142L86 144H84L85 142L82 143L83 142L82 140L86 139V138H84V136H85V134L87 136V130L88 129L90 130ZM206 128H205V130H206ZM64 129L65 130L68 129V131L66 130L67 132L71 131L70 133L72 134V138L69 139V140H71L69 144H66L65 143L66 141H64V144L59 143L57 141V139L60 138L58 135H60V136L63 135V134L61 135L60 132H65ZM197 129L200 130L199 128H197ZM115 130H113V131H115ZM157 130H160V131L158 132ZM244 130H243V132H244ZM15 131H17V133L20 131V134L18 133V135H15L16 134ZM225 131H226L225 135L228 134V131H229L230 132L229 137L230 138L232 136L233 137L231 139L228 138V136L226 137L229 139L228 142H230V143L225 144V145H228V146H226V148L222 146L224 148V150L221 149L222 150L221 151L220 149H218L220 146L218 147L216 145V143L218 144V141H219L218 139H220L222 137L224 138V136H225L224 132ZM261 131L263 132V134ZM117 132L115 131L114 135H117L116 134ZM258 132H259V135H260V133L263 135V136L261 135V138H259L260 136L255 138V135ZM67 134L65 132V135H67ZM163 134H166L167 136L163 135ZM70 135L68 134L67 136L70 137ZM141 135H144V136H141ZM212 135H214V137H212ZM222 135H224V136H222ZM57 136H58V138H57ZM163 136H165V137H163ZM236 136H238V135H236ZM111 137H112V135H111ZM162 138L165 139V140L163 139L164 142H162L163 141ZM254 138L259 139V140L258 141L256 140V142H255ZM134 139L136 141H134ZM58 140H60V139H58ZM104 140H106V139H104ZM113 140L115 141V137ZM113 140H112V142H113ZM192 140H194V138ZM192 140H188V141L186 140V142H185L186 145L189 143H193ZM224 140H227V139H224ZM96 141H97V144H96ZM172 141H174V142H172ZM78 143L84 144V146H82L83 148L76 147V146H80V144L78 145ZM116 143H114V144L112 143L111 147H112V145L117 146V145H115ZM119 143H120V140H119L118 144ZM185 143H184V145H185ZM195 143H196V141H195ZM254 143L257 146H254L255 145ZM96 145H97V148L95 149ZM100 146L101 145H99V147ZM191 146H192V144H191ZM251 146L252 147L254 146V149L256 147V149H257V153L255 150L256 155H253V156L250 155L249 156ZM102 147H103V145H102ZM114 148L116 149V147H114ZM51 149H53V152L56 151V156H54L55 154L53 155L56 158H53V156L51 154L50 155L52 157H50V155L48 154V151ZM86 149H90V150L92 149V150L91 151L89 150V152H87ZM194 149H193V152L195 151ZM247 149H250V150L248 151ZM240 150H243V151H240ZM111 151H113V150H111ZM236 151H239L241 153L243 152V154L241 156L237 157ZM247 151H248V153H247ZM166 152H167V154H165ZM49 153H51V152H49ZM157 155L159 157L160 156L165 157L167 155L169 156L168 158L165 157V159H164L166 161L165 162L166 168L164 167L163 169L164 170L166 169V172L169 171V173L171 174L170 175L171 177L168 175L169 173H167V175L169 176L168 179L166 180L167 182L163 183V181H164L163 180V181H161L163 183L162 184L161 182H159V178H160V180H162L164 175L161 174L163 176L161 178L158 176L159 174H157L156 175V177L158 176L157 180H156V177L154 178L156 181L153 180V182L151 183V182H148L146 180L148 183H151L153 185V186H151V185L147 184L144 179H146L147 177H150L153 174L152 173L153 166L151 165L152 166L151 167L150 164L154 163V159H156L158 157ZM187 155H188V153H187ZM183 156H185V157H183ZM113 157L115 158V156H113ZM127 157H128V160L131 157L132 159L131 158L130 159L133 162L130 161L131 163H128V160H127V163H125L126 161H123L122 159L125 158V160H126ZM159 157L157 159H161ZM182 157L186 160V163ZM177 158H179V160H176ZM180 158H182L183 162L180 161ZM161 160L163 162V159H161ZM161 160H159L160 163H161ZM159 161L156 162L154 165L156 166L157 163H159ZM178 161H180V162H178ZM182 163H185V165L187 167L190 166V165H188L189 163H191V166L193 164H195V165L197 164L199 166L196 165L197 167H195V165H194V167L196 168V169L193 168L194 170L192 169V167H188V168H190V171L187 172L189 169L186 166H184V164H182ZM161 164H164V163H161ZM161 164H159V165H161ZM165 165H162V166H165ZM61 166H63L64 168L62 169ZM183 168L188 169V170L185 169V170H187L186 171L187 173L183 172L185 175L183 173L181 174V172L184 171ZM153 169L155 170V168H153ZM163 172H165V171H163ZM131 175H133L132 176L133 178H138V181H137L138 183L136 182L137 184H141L144 181L145 185L143 182V184L141 186H143V187H145V186L147 187V185L149 186V188H146V187L143 188V189H146V191L143 190V192L145 194L144 193L141 194L140 197H139L138 193H137L138 197L135 195L136 193L133 196L131 194L132 187H133V185H135V184H133V182H132L133 185L132 184L130 185L131 181L129 182L128 178H130ZM65 176H69V177L66 178ZM196 177H198V178L202 177L203 180L202 179L201 180L203 182L200 179H198L199 181H197V184L196 183L194 184V182H195L194 179ZM151 178H147V179H151ZM180 178H181V181L179 180ZM175 179L182 182L181 184H178L179 182L176 181L177 184L180 185V187L172 184V183H174ZM137 186H140V185H137ZM137 186L135 185V187H137ZM135 187H133L134 188L133 193H134ZM171 187L172 188L174 187L173 189H175V187L176 188L178 187V188L175 189V191H174ZM108 188L109 189L112 188V190L110 189L112 192L111 193L112 196L110 195L111 196L110 198L108 197V194H109L108 193L109 190L107 191ZM137 189H138V187H137ZM106 191L108 193L107 195H105ZM17 193H19V195ZM14 195L16 198L14 197ZM17 195H18V197H17ZM13 197L15 198V200ZM25 197L30 198V200H28V202H30V205L26 206V204H25V206L23 205L24 206L23 209H21V208L18 209V207H17V210H14L16 205L14 207L11 204H15V203L18 204L21 199H23V200L26 199ZM115 197L117 199H119L118 202L117 201L114 202L112 200L113 198H114V200H117ZM109 199H111L113 201V203H117V204H113ZM145 199L148 201V203H150V205L148 204V206H147V204H146L147 201ZM149 200L154 201V202L151 204V202ZM108 201H110L113 204V205H110L111 208H109L110 206H107L110 203V202L108 203ZM144 201H146V203H145L146 207H144L142 205V207H143L142 208L141 205H139V204L144 202ZM25 202H26V200L24 201V203ZM27 204H29V203H27ZM136 205H138V206L134 207ZM23 206H21V207H23ZM106 207L109 208L108 209L109 211L107 210L109 213L105 211V214H103L102 212H104L103 210L107 209ZM138 207H139V209H140V207L142 208V211L140 210L142 212V214L139 213L140 215H136L137 216L136 217L133 213V215H134L133 216L131 213L132 209L138 208ZM110 209L113 211V212L111 211V213H113V215L110 214ZM100 211H101V215L103 214L104 216H107V217L109 216V214H110V216L112 215L111 217L109 216V218H108L111 220L112 223H116L119 220L120 221L125 220L126 224H124L122 222L124 225H122L118 228L116 227V230L113 233H109L110 228H112L113 226L109 227L110 226L109 220H108L109 222H106V223H108L107 225H106V223L104 224V226L99 224V219L96 216H98L97 213L99 214ZM134 212H136V211H134ZM218 213H221V216L219 218L216 217V215H218ZM72 215H74L73 216L74 218L72 217ZM101 215H99V216H101ZM103 215L101 216V218L103 217ZM104 218H106V217H104ZM67 219H68V221L65 222ZM145 219H146V221L148 220V223L146 226H144L145 225L144 223L141 224V221L144 222ZM100 221L102 222V220H100ZM146 221H145V223H146ZM119 223H121V222H119ZM72 224H74L75 227H77L76 228L77 233L74 232V234H73V230L75 231V229L73 228L74 226ZM249 230H250V233L248 232ZM246 232H248V233H246ZM245 233H246V235H245ZM104 236L107 239V241L109 238V237L107 238V236H110L109 239L111 240V242H110L111 244H108V245H107V243H106V245L101 244L102 240H100V239H103ZM206 237L207 238L209 237V239L207 241L204 240V239H207ZM105 238H104V240L106 241ZM71 242H76V244H75L76 247H74L72 250H67V251H66V249L64 250V248H65L64 246H66L65 244L71 243ZM123 250H125V249H123ZM87 255H89V256H87ZM91 255H93V258H87L86 260H84L85 257H91ZM82 256H85V257H82ZM80 257H82V258H80ZM80 259H83V261ZM89 262H90V260H89ZM83 264H84V262H83ZM132 264H134V263H132Z\"/></svg>","mask_w":264,"mask_h":264},{"label":"rangeland","instance_id":"2","mask_svg":"<svg viewBox=\"0 0 264 264\" xmlns=\"http://www.w3.org/2000/svg\"><path fill=\"white\" fill-rule=\"evenodd\" d=\"M10 1H11V0H10ZM10 1H9L8 3H11V4H12L13 0H12L11 2H10ZM27 1H32V0H27ZM33 1H35V0H33ZM33 1H32V2H33ZM56 1H57V2L59 1V2H58L59 5H56V4L53 5V4H52V3H56ZM56 1L53 2V0H52V1H51V5H53V6H55V7H56V6L59 7V10L61 9L62 12L60 11V13H59V12H58V13L61 15V14L64 12V13L61 15V16H63L64 14H66V13H65V12H66V9L62 8L63 3H64V0H61V2H60V0H56ZM94 1H95L97 4L95 3L94 5H92L93 3H90V6H88V5H86V6L88 7V9H89V7H90V10H93V9L95 10V8H96L97 6L100 7V8H99V11H100L101 15H100V13H99V16H100V17H97V19H98V18H99V19H98V20L96 19L95 21H93L94 19H92V22H91V23H90V21H89L88 23H90V24L87 23V27H88L87 30H85L86 27H85V29H83V31H84V32L86 31V32H85V33H84L83 31H82V32H79V35H78V34H77L78 36L76 35V36L78 37V39H77V37H74V38H76V39H74V40L76 41V44H78L77 42H82L83 39H84L83 42L85 41L84 43H81L82 47L79 45L80 43L78 44V48L81 49V50H83L82 52H84V53L82 54V56H83L84 54H85V56L88 55V54L90 53V51L93 52V53H92V52H91V53H92V56H93L94 58H95V56H97V54H99V53H100L99 56L103 55L105 52H102V50H105V49L108 48V47H106V44H105L106 41L108 42L107 44L110 45L109 42H111V40H112V36L114 37V35H116V34L121 35V36L123 37V38H122V37L119 36V40H120V38H121V39H124L125 41H126V39H129V41L127 40V43L130 42V41H132L131 39L134 38V35H137L138 38H139V40L141 39L140 41H142V42H140V41L137 42L138 38H137V36H135L134 40H136L135 42H137V43H135L136 49L139 48V50L141 49L142 51H144V50L147 49V54H148V51H149L150 49H152L153 46H155V50H156V47H157V46H158V49H159L160 47H159V45H157V44H159V42H162V41L164 42V40L169 36V34H173V37H172V38H171L172 35H171L170 37H168V38H169V42H168L167 39H166V42H167V43H165V42L163 43V42H162L161 44H164V46L162 47V45L160 44V46H161L160 50H157L158 52L155 51V52H157L159 55H157V53L154 54V51H153V55H152V53H151L150 55L148 54L149 57L152 55V56H151V58H152L151 60H150V58L147 57L148 55L146 54L145 51H144V52L141 51L142 53H141V52H137L138 54L135 53V52H133V53H132L133 55L131 54V57L128 56L129 59H128V57H126L127 60L124 59V61H122V59H123V58H122L121 61H120V59H118V58L123 57L124 54H125V52H124V54H122V55H123V56H122L120 53H122L123 51L121 50L122 52L120 51V53H118V55H117V56H120V55H121V56H120V57H117V56H116V57L114 58V59H116L115 61H117V60L120 61V64H119L118 62H116V63H118V65L121 66V67H119L118 65H116V66H117L118 68H120L122 71L125 70L124 72H126V70L129 72V71L131 70V68H132V70L134 69V65H133V64H135V61H136V63H138V64L141 63L142 65H143V64H148V66L151 65V63H152V65H154V66H151V67H154V68L152 69L153 71L151 70V67H150V66H149V67H150V69H149L150 71L147 70V68H146V66H145V68H146V73H147V71H148V73H150V72H155L154 69L156 68L155 70H157V72H156L155 74H158V73H159V72H158L159 69H161V70L163 69L162 71H161V70H159V71L163 72V74H164V71H165L164 68H167V66H168V68L171 69V72L174 71V73L172 72L174 75H175V74H178V75H175L176 77H175L173 74H172V76H171V72H170V70H168V68L166 69V72H169V73H168V74H169V77L171 76L172 80H175V82H174V81H173V82L171 81V82H172V83H175L176 85H178V87H180V85L182 86V84H184L185 80H188V79L190 78V80L187 81V82H186V85L184 84V86H187V87L190 86L189 88H191V90H193V89H194V86H196V85L198 84V85H197L198 87H195V91H194V92H196V93H197L198 91H199V92H202V91H204V90H206L207 92H209L210 90H213V91L215 92L214 89H218V88L220 89V91H222L221 88H223L224 91L227 90V91H225L226 94L229 93V92H228L229 89H230L231 92H234V93L237 92V89H238V92H237L238 94L235 93V94L237 95V96L235 95L236 97H238V96H240V97H241V96L245 97V96H246V98L248 99V96H249V98H250V96H251L252 94H253V95L251 96L252 98H253L254 96H256V95H254V92H256V88H254L255 90L253 89L254 92L252 91V89H251L252 87H251V86H250L251 88L249 87V89H246V88H248V85H247V83H246V85H247V86H246L245 83H244V86H243V83H242V82H243V78H241V76H242L245 72L247 73V75H245V74H246V73H245L243 76H248V72H249V75H251V74L255 71L254 68H253V66L256 67V68H258V67L260 66V68H261V67H262L261 65L264 64V58H262V57H263V54H262V52L260 51V50H264V47H263V46H264V45H263V43H264V32H262V31H261L262 33L259 32V33H260V34H258L259 36L256 35V36H258V37H256V36H252V35H254L255 33L257 34L258 32H252V33H250V32H251V31H250V32L248 33V30H247V28H246V27H248L250 24H251V25H252V24H255L256 22H254V21H257V20H258V17L256 16V14L258 13L259 8H260V5H258V4L261 2V3H260V4H261V8L264 7V6L262 7V4L264 5V2H262V0H261V1H260V0H249V2H247V1H246V2H242V0H239V1H238V0H235L236 2H235V1H234V2H235V4H237V5H232V4H234V3L231 2V1H233V0H226V1H225V0H217L218 2L220 1V2H219V6H220V5H225V6H226V5H227L226 7H225V6H224V7L221 6L220 8L218 7V8H217V9H218L217 12H219V11H220L219 9H221V8H222V10H221V12H222V11H223V8H227V7H228V8H227V11H228V12L225 11V13L227 12V14H225V13L223 14V13H222V14H223L222 17L220 16V19H221V20L218 19V21H216V22H217L216 25H214L215 22H213L214 24H212V21L208 22V21H209L208 17H207V20H208V21H206V22H205L206 18H205V19H200V17L204 15V14H202V10H204V9L201 10L202 7H200V9H198V10H200V11H198L197 9H195V10L198 11V13L200 12V13H199V14H201L200 16H199V14H197V11L194 12L195 10L193 11L194 13L192 12L193 14L190 13V12L192 11V9L188 8V6L190 5L189 7L193 8V9H194V6L192 7V5H191L189 2H188L189 5L186 4V3H184V4L188 5V6H186V5L184 6L183 3H182L181 5H180V4L178 5V2H177V4H176V2H175V4H176V5H175V4H174V0H173V1H172V0H162V1H161V0H139V1H141V2L137 4V7H136V8L134 7L135 9H134V8H133V9H129V8H131V7H129L128 9H126L127 7H126V8H125V7H122V6L124 5V4L122 3V1H124V3H125L126 0H117V1H116V0H113V1L110 0L109 5L107 4L108 7L103 6L104 8H103L102 6H99V3H100L99 0H98V2H97V0H94ZM119 1H120V2H119ZM127 1L129 2L130 0H127ZM131 1H132V0H131ZM133 1H134V0H133ZM137 1H138V0H137ZM148 1H149V3H148ZM167 1H168V2H167ZM171 1H172V4H171ZM221 1H222V2H221ZM263 1H264V0H263ZM72 2H73V0H72ZM114 2H115V3H114ZM145 2H147L148 4L145 3ZM152 2H154V3H152ZM155 2H156V3H155ZM160 2H161V3H160ZM163 2H164V3H163ZM237 2H238V3H237ZM239 2H241V3L244 4L243 7L241 6V4L239 5ZM250 2H251L252 4H251ZM258 2H259V3H258ZM15 3H16V2H13V5H12L13 7L15 6ZM30 3H31V2H30ZM74 3H75V2H74ZM74 3H73V4H74ZM116 3H117V4H116ZM118 3H119V4H118ZM121 3H122V6H121ZM141 3H142V6L140 5ZM158 3H159L160 5H159ZM165 3H166V5L168 4L166 7H165ZM179 3H180V2H179ZM220 3H222V4H220ZM247 3H248V4L250 3V4L248 5ZM257 3H258V4H257ZM11 4H9V5L7 4L8 7H11L10 9L13 8L12 6H10ZM75 4H76V3H75ZM75 4H74V6L77 7ZM151 4L153 5V7H152ZM155 4H157V5H159V6H157V5H155ZM255 4L258 5V7H259L258 9L255 8V7H256ZM60 5H61V7H60ZM91 5H92V6H91ZM139 5H140V6H139ZM150 5H151V6H150ZM161 5H162V6H161ZM172 5H173V6H172ZM238 5L241 6V7L243 8L244 11H246V13H245L246 17H243V15H244V14H243L244 11L242 10V8H239ZM247 5H248V7H247ZM251 5H252V6H253V5L255 6V7L253 6V7L255 8V11H254V8L252 9L253 11L251 10V11H252V14H255V15H252V14H251V11H250V12L247 11V9L250 10V9L252 8ZM93 6H94V8H93ZM155 6H156V8H157V7H158V8L156 9ZM163 6H164L165 8H162ZM181 6H183V7H181ZM230 6H231V7H230ZM233 6H234V7H238V8H239L238 11L242 10L241 12H242L243 15H242L241 17H239V18L237 17L238 20H234V21H237L238 23L232 21V22H234V23H237L238 26H237V25H233V28H230L231 25H232V22L229 21V20H232L231 17L234 15V14H233V13H234V10H233L234 7H233ZM250 6H251V7H250ZM8 7H5V9H7V10L9 11L10 9H9ZM101 7H102V10H101ZM121 7H122V10H120ZM145 7H147V8L145 9ZM148 7H150V8H148ZM151 7H152V8H151ZM168 7H169V8H168ZM170 7H171V8H170ZM173 7H174V8H173ZM49 8H51V7L48 6V10H51V11H54L55 9H58V8H55V9H54V7H53L52 9H49ZM105 8H106V9H105ZM107 8H108V9H107ZM124 8H125V9H124ZM137 8H138V10H137ZM143 8H144V10H143ZM154 8H155V9H154ZM159 8H160V9L162 8V10H160ZM166 8H167V9H166ZM180 8H182V9L179 11ZM245 8H246V10H245ZM46 9H47V8H46ZM53 9H54V10H53ZM63 9H64V10H63ZM88 9L84 6V9H83V10H84V11H87ZM123 9H124L125 11H124ZM149 9H150V10H149ZM152 9H153V11H152ZM158 9H159V11H158ZM163 9H164V10H168V9H169V11H170V9H171L170 12H173V13L175 12V15H173V14H172L173 16L171 15L172 18H173L174 16H175V18H176V16H178V14H179V17L176 18V19H175V18H173V19H172V18H168L169 14H171V13L169 12V14H168V11H166V12H167V15H168V16H167V15L165 14L166 12H164ZM177 9H178V10H177ZM188 9H190L191 11L188 10ZM229 9H230V10H229ZM256 9H257L258 11H257ZM15 10L17 11V9H14L13 11L15 12ZM76 10H77V8H75L74 11H76ZM94 10H93V11H94ZM96 10H98V8H97ZM103 10H104V11H103ZM105 10H106V11H105ZM155 10L157 11V14H156V13L154 14V12H156ZM185 10H187V13H189V14H191V15L185 13V12H186ZM261 10H263V9H261ZM18 11H19V10H18ZM18 11H17V12H18ZM88 11H89V10H88ZM123 11H124V12H123ZM130 11H132V12H130ZM136 11H137V13H135ZM140 11H141V12H140ZM147 11H148V12H147ZM160 11H162V13H163L162 15H164V16H166V17L163 18V16L159 14ZM181 11H183L184 14H183ZM184 11H185V12H184ZM188 11H190V12H188ZM256 11H257V12H256ZM263 11H264V10H263ZM14 12H13V14H14ZM17 12H15V14H14V17L16 16V17H15V20H18V18H20V15H19L20 12H18V13H17ZM47 12H48V11H47ZM89 12H90V11H89ZM103 12H104V13H103ZM106 12H107V13H106ZM133 12H134V13H133ZM143 12H146L145 14H147V15L143 14ZM149 12H150V13H149ZM203 12H204V11H203ZM248 12H249V13H248ZM16 13L18 14L19 17H17V14H16ZM44 13H46V10H44ZM44 13L41 14V15H42V17L40 16L41 18L39 17V19L37 18V20L35 21L36 24H37V26H38V23H37L38 20H39V22H40V20H42L43 22H45L44 20H46V19H44L45 17L43 18V16H44L43 14H44ZM111 13H112V14H111ZM117 13H118V15H116ZM121 13H122V14H121ZM148 13H149V14H148ZM151 13H153V14L151 15ZM228 13H229V14H228ZM83 14H84V17H85V19H86V16H85L86 14H85V13H83ZM83 14H82V15H83ZM108 14H109V15H108ZM127 14H129V17H131V18H129ZM134 14H135V15H134ZM158 14L162 17L161 19H159L160 16H158ZM258 14H259V13H258ZM258 14H257V15H258ZM60 15L56 14V16L58 17V20H59V19H62V18H63V19L65 18V16H64V17H61ZM82 15H81V16H82ZM104 15H105V16H104ZM110 15H111V16H110ZM113 15H114V16H113ZM132 15H133V16H132ZM136 15H137V16H136ZM138 15H139V16H138ZM141 15H142V16H141ZM156 15H157L158 18H156ZM245 15H244V16H245ZM248 15H249V18H248V22H247V20H245V19H247V16H248ZM102 16H103V17H102ZM112 16H113L114 18H113ZM119 16H120V17H119ZM123 16H124V17H123ZM145 16H146V17H145ZM188 16H189L190 18H189ZM225 16H226V17H225ZM28 17H29V16H28ZM57 17H56V20H57ZM84 17H83V18H84ZM111 17H112V18H111ZM115 17H116V18H115ZM121 17H122V18H121ZM125 17H126V18H125ZM135 17H137V18H135ZM152 17H153V18H152ZM154 17H155V18H154ZM186 17H187L188 19H187ZM192 17H193V18H192ZM204 17H205V16H204ZM250 17H251V18H250ZM256 17H257V18H256ZM42 18H43V19H42ZM80 18L82 19V17H80ZM80 18H79V19H80ZM100 18H101V19H100ZM124 18H125V19H124ZM138 18H139V20H136V19H138ZM185 18H186V19H185ZM191 18H192L194 21H193ZM201 18H202V17H201ZM228 18H229V20H228ZM232 18H233V17H232ZM237 18H236V19H237ZM240 18H241V19H240ZM255 18H256V20H253V19H255ZM81 19H80V20H81ZM85 19H82V20H83L84 22H86ZM108 19H111V20L109 21ZM114 19H115V20H114ZM120 19H121V20H120ZM132 19H133V20H132ZM143 19H144V20H143ZM153 19H154V20H153ZM156 19H158L159 21L161 20V22H158V20H156ZM162 19H164V20H162ZM165 19H167V20L165 21ZM169 19H170V20H173V21H170ZM174 19H175L176 21H175ZM197 19H199L198 22H197ZM223 19H224V20H223ZM239 19H240V22H242V24L244 25L245 30H247V31H244V29L242 28L243 26H241L242 24L239 22ZM56 20H55V22H57ZM101 20H102V21H101ZM104 20H105L106 22H105ZM117 20H118V21H117ZM126 20H127V21H126ZM128 20H130V21H128ZM141 20H142V22H141ZM184 20H185V21H184ZM188 20H190V21H188ZM202 20H203V22H204L206 25L203 24ZM61 21H63V20H59L60 23H59V22H57V23L61 25V23H62ZM99 21H100L99 24L105 22L106 25L109 26V28H108V26H107V28H104V27H106V25H104V27H102L103 24L98 25V22H99ZM108 21H109V22H108ZM116 21H117V22H116ZM119 21H120V22H119ZM131 21H132V22H131ZM153 21H157V22H155V23H157V24L160 23L161 26L158 24V25H159V28H160V29L163 28V30H162V29L160 30L156 24L153 25V23H154ZM167 21H169V22H167ZM177 21H178V22H177ZM181 21H182V22H181ZM186 21H187L188 23H186ZM225 21H227V22H225ZM43 22H40V23L42 24ZM111 22H112V23H111ZM114 22H115V24H114ZM136 22H137V23H136ZM140 22H141V23H140ZM174 22H175V23H174ZM189 22H190V23H191V22H192V23H195V22H196V23H195L194 25L191 23V24L193 25V27H192V26L189 25V24H190ZM200 22H201V26H199V25H200V24H199ZM207 22H208V24H207ZM249 22H250V23H249ZM252 22H253V23H252ZM94 23H96L97 25L95 26ZM108 23H109V24H108ZM116 23H117L118 25H117ZM123 23H124V24H123ZM135 23H136V25H135ZM147 23L150 24V25H149L150 27L147 25ZM151 23H152V25H151ZM168 23H169V24L171 23V24L169 25ZM176 23H177V24H176ZM210 23H211V24H210ZM239 23H240V24H239ZM55 24H56V23H55ZM121 24H123V25H125V26H123V25L121 26ZM133 24H134V25H133ZM162 24H164V25H162ZM173 24L176 25V26H174ZM183 24H184V25H183ZM185 24L188 25L187 27H189V26L192 27V28H191L192 30H191L190 28H189L190 30H189L188 28H186V27H185V26H186ZM220 24H222V25H221L222 27L225 26V25H227V26H225V28H224L225 30H222V27H221L220 30H218ZM224 24H225V25H224ZM230 24H231V25H230ZM247 24H248V25H247ZM60 25H56V26L59 27ZM67 25H68V24H67ZM67 25H66V27H68L67 30H69V28H72V24H69V25H71V27H69V26H67ZM89 25H90V26H89ZM110 25H111V26H110ZM131 25H132V26H131ZM168 25L170 26L169 28H168ZM177 25H178V27H177ZM208 25H210V26H208ZM217 25H218V26H217ZM228 25H229V26H228ZM245 25H246V26H245ZM56 26H54V27H56ZM92 26H94V27H92ZM115 26H116V27H115ZM118 26H121V27H118ZM138 26H139V27H138ZM151 26H153V28H152ZM155 26H156L157 28H156ZM162 26H164V27H162ZM165 26H166V27H165ZM173 26H174V27H173ZM194 26H195V27H194ZM204 26L207 27V28H205ZM214 26H215V27H218V28H215ZM239 26H241V27H239ZM54 27H53V31L57 28V27H56V28L54 29ZM96 27H98V28H96ZM145 27H147V28H152V29H148V30H151L152 32H151V31L149 32L148 30H146ZM172 27H173V28H172ZM175 27H177V29H176L177 31H176V30H173ZM199 27H200V28H199ZM209 27H211V29L213 28L212 31L210 30ZM227 27H229L230 30L232 29V31H230V35L228 34V33H229V31H228L229 28L227 29ZM235 27H236V28H235ZM59 28H60V29H59ZM59 28H57L58 30H60V32L57 30L59 33H61L62 30H63V32H64V33L62 32L61 35H63V36L65 35V37H66L67 39H68V37H69V38H73V37H70V36H66V35H68V32H67V31H64V30H66L65 26H64L65 29L63 28V29L61 30V26H60ZM90 28H91V29H90ZM99 28H100V29H103V30L100 31ZM114 28H115V29H114ZM165 28H166L167 30H166ZM171 28H172L173 31L177 32V34H176V33H173V31L171 32ZM180 28H181V29H180ZM183 28H185V30H184ZM194 28H196V29H194ZM204 28H205L206 31H208V28H209V31H208L209 33H207L206 31H204V30H203ZM241 28L243 29V31H240ZM95 29H98V30H99L100 32H102V33H100L99 31H96ZM107 29H108V31H107ZM113 29L115 30V32H116V31L121 32L123 35H122L121 33H118V32L115 33ZM117 29H118V30H117ZM133 29H134V30H133ZM141 29H142V30H141ZM168 29H169L170 32L168 31ZM179 29H180V30H179ZM186 29L188 30V32H189L190 34H189V33H186V32H187ZM193 29L196 31V33H195L196 35L193 33V32H194ZM197 29H198V32L200 31V29H202L201 31H203L202 33H204V34H202L201 32L198 34V33H197ZM71 30H72V29H71ZM71 30H69V32H71ZM104 30H105V31H104ZM111 30H112V34H111ZM123 30H124V31H123ZM145 30H146V31H145ZM159 30H160V31H159ZM182 30H183V31H182ZM235 30L238 31V34H237V31H235ZM53 31H52V32H53ZM57 31H56V32H57ZM103 31H104V32H103ZM143 31H144V32H143ZM147 31H148V32H147ZM161 31H162V32H161ZM167 31H168V35L165 34V33H167ZM184 31H185L186 35H184V34H185ZM215 31H216V32H215ZM221 31H222V32H221ZM224 31H225V32H224ZM233 31L236 32V34L232 33ZM65 32H66L67 34H66ZM123 32H124V33H123ZM126 32H127V35H128V36L126 35ZM128 32H129V33H128ZM142 32H143V33H142ZM213 32L215 33L216 37L214 36V33H213ZM227 32H228V33H227ZM82 33H83V34H82ZM89 33L91 34V36H88ZM96 33L98 34V37H97V34H96ZM106 33H107V35H106ZM146 33H147V34H146ZM180 33H181V34H180ZM182 33H183V34H182ZM231 33H232V34H231ZM242 33H243L244 35H243ZM245 33H246L247 35H245ZM253 33H254V34H253ZM25 34H26V35H25ZM27 34H28V36L30 37V34H31V33L29 34V33L25 32V33H23L22 35H23V37L27 38V37H28ZM51 34H52V33H51ZM53 34H55V33H53ZM90 34H89V35H90ZM143 34H145V35H143ZM187 34H189V35H187ZM211 34H212V35H211ZM95 35H96V36H95ZM109 35H110L111 37H110ZM129 35H130L132 38H131ZM139 35H141V36H139ZM146 35H147V36H146ZM148 35H150V36L148 37ZM166 35H167V37H166ZM182 35H183V36H186V37L183 38ZM201 35H203V36H201ZM205 35H206V37H205ZM226 35H227V36H226ZM231 35H232V36H231ZM237 35L240 36V37H238ZM31 36H33V33L31 34ZM80 36H81V37H80ZM100 36H101V39L99 38ZM102 36H104V37H102ZM107 36H108V37H107ZM158 36H159V37H158ZM164 36H165L166 38H165ZM176 36H177L178 38H177ZM189 36H190V37H189ZM194 36H195V37H194ZM197 36H199V37H197ZM210 36H211V39H210ZM221 36H222V38H221ZM230 36H231V37H230ZM235 36H236V37H235ZM241 36H242L245 40H244L243 38H242V40H241ZM244 36H248V37H244ZM250 36H252V38H251ZM65 37H64V38H65ZM79 37H80V38H83V39H80V40H79ZM84 37H85L86 39H85ZM88 37H89V38H88ZM106 37H107V39H106ZM128 37H129V38H128ZM163 37H164V39H163ZM191 37H193V38H191ZM217 37H219V38H220L219 40H220L221 42L225 43V44H226V42L228 41L227 44H228V45L230 44V47H231V48H230L228 45H227V46L224 45V47H225L227 50L229 49L230 51L225 50V48L221 46L222 43H221V42L219 43V41L215 39V38H217ZM226 37H227V38H226ZM228 37H230L229 40H228ZM249 37H250V38H249ZM254 37L257 38V39H255ZM260 37H261L262 39H261ZM66 38H65V40H66L67 42H70V41L67 40ZM87 38H88V39H87ZM95 38H97V40H96ZM102 38H103V39H102ZM108 38H110V40H108ZM143 38H144V39H143ZM149 38H151L152 40L149 39ZM153 38H154V39H153ZM170 38H171V39H170ZM179 38H180V39H179ZM187 38H188V39H187ZM194 38H195V40L193 41L192 39H194ZM207 38H209V39H207ZM213 38H214V39H213ZM233 38H236V39H238L239 41H237V40H235V39H234L235 41H234V40L231 41V39H233ZM246 38H247V40H246ZM99 39L102 40V42H101ZM105 39H106V40H105ZM146 39H148V40H146ZM190 39H191V40H190ZM198 39H199V40H198ZM217 39H218V38H217ZM226 39H227V40H226ZM251 39H252V40H251ZM258 39H259V41H257ZM72 40H73V39H71V43L73 42L74 45H75V46H74L75 48L72 47V49L74 48V51H75V50H78V48L76 49L77 46H76V44H75V41H72ZM78 40H79V41H78ZM89 40H90V42H89ZM95 40H96L97 42H96ZM104 40H105V41H104ZM172 40H173V41H172ZM178 40L183 42V45H182V46H181V42H180V45L177 44V43L179 42ZM185 40H186V41H185ZM196 40H197V42L200 44L199 48H202V47H203L202 45L204 44L203 49L205 48V51H207V52H204V50H203L201 56H200V54H198L199 56L196 55V57H195V54L192 53L193 50H192V51L188 50V52L190 51V53H191V54H189V53H188V54H189V56L191 55L192 58H193V55H194L195 59H196V58L198 59V57L200 58V57L203 56L202 59L200 58V59L194 61V63L197 62V64H195L196 66H195V65H192V64H194V63H192V64H187V62H189L190 60H192L191 57L189 58V61L186 62V64H185V62L180 63V62L182 61V59H180V60H181V61H180L179 59H177V57L179 58L180 56H181V57L184 56V54L182 55V53H184V52H185V54H187L186 52H187V49H188L189 47L191 48L192 46H195V45L198 46L199 44L196 42ZM200 40H201V41H200ZM207 40H208L209 42H210V40H211V41L216 40V41L219 43V45H218L217 42H215V44H210L209 42L207 43ZM222 40H223V41H222ZM224 40H225L226 42H224ZM240 40H241V41H240ZM253 40H254L255 42H254ZM121 41H123V40H121ZM149 41H151L152 45H153L154 42H155V44H156L157 46H156V45H153V46L150 45V42H149ZM170 41H171V42H170ZM188 41H190L191 43L188 42ZM199 41H200V42H199ZM245 41H246V42H245ZM98 42H101V43L104 42L103 44H101V45H104V46L101 47V45H100ZM172 42H173V43L175 42V43L173 44ZM204 42H205V43H204ZM231 42H232V44H231ZM233 42H234L235 44H234ZM237 42H238V43H237ZM239 42H240V43H239ZM242 42H244V43H242ZM249 42H250V43H249ZM253 42H254V44H253ZM261 42H262V43H261ZM73 43H72V44H73ZM91 43H92V45H95L97 48H96L95 46H91ZM94 43H95V44H94ZM96 43H97V45H96ZM143 43H146V44H144V46H143ZM168 43H169L170 45H169ZM188 43H189V44H188ZM193 43H194V44H193ZM213 43H214V41H213ZM216 43H217V45H218V47L216 46L217 48L213 46V45H216ZM241 43H242L243 45H242ZM259 43H260V46H259ZM84 44H86V45H84ZM98 44H99V45H98ZM120 44H121L122 47H123L124 45L126 46V43L124 44V42H123V43L120 42ZM123 44H124V45H123ZM147 44H148L149 46H148ZM205 44H206V46H205ZM207 44H209V46H207ZM237 44H238V45H237ZM239 44H240V45H239ZM244 44H245V45H244ZM246 44H247V45H246ZM60 45L62 46L63 44H60ZM60 45H59L58 47H60V48L62 49V47H61ZM89 45H90V46H89ZM108 45H107V46H108ZM174 45H177V46H174ZM187 45H188V46H187ZM190 45H191V46H190ZM210 45H211V46H210ZM249 45H250V46H249ZM253 45H254V46H258V47H255V48H254ZM262 45H263V46H262ZM65 46H67V47H68V50H69V49H70V46H72V45H70V43H68V45H65ZM79 46H80V47H79ZM83 46H84V48H83ZM86 46H88V47H86ZM125 46H124V47H125ZM145 46L150 47V49H149L148 47L145 48ZM151 46H152V47H151ZM166 46H167V47H166ZM172 46H174V47H178V46L180 47V46H181V48H183V49L185 48L186 51L182 49V50L184 51V52H183V51L180 49V50L182 51V52L179 51V55H180V56H179V55H178V56L176 55V54H178V53H176V54H175L176 56H174V55H173L174 53H172V51L174 50V52H176V50H175V48L172 47ZM184 46H185V47H184ZM197 46H195V47L198 48ZM212 46H213V47H212ZM232 46H233V47H232ZM237 46H241V47H237ZM248 46H249L250 48H248ZM251 46H252V47H251ZM18 47H19V46L14 47V49L11 48V51H12V52L9 50V51H7L6 53H8L9 55H11V54H10V52H11V53H12V56H13V53H14V55H15V53H17V52L19 51V48H18ZM35 47H36V48H35ZM37 47H38V45H37V46L35 45V46H34V49H35V50L38 49ZM58 47H57V49H58ZM63 47H64V46H63ZM89 47H90V48H89ZM99 47H100V48H99ZM104 47H106V48H104ZM171 47H172V51L169 50V49H171ZM195 47H194V48H195ZM219 47H220V48H219ZM221 47H222L223 49H222ZM16 48H17V49H16ZM86 48H87V49H86ZM98 48H99V49H98ZM101 48H102V49H101ZM163 48H164V49H167V48H168V49H167V51H166V50H164ZM173 48H174V49H173ZM190 48H189V49H190ZM210 48H211V49H210ZM214 48H215V51L212 52L211 50H214ZM236 48L239 49V50H236ZM245 48H248L250 51H249L248 49H245ZM34 49H33V50H34ZM57 49H55V53H56V54L60 53V50H61V49H59V51H58ZM96 49H97V50H96ZM100 49H101V50H100ZM121 49H122V48H121ZM136 49H135V50H136ZM192 49H193V48H192ZM216 49H218V50H216ZM221 49H222V51H220V53H221V52H222V53L220 54V53H218V52H219V50H221ZM231 49H232V50L235 49V50L237 51V54H236V51H235V50H234V51H235V53H234L233 51H231ZM240 49H241V50H240ZM242 49H243V50H242ZM35 50H34V51L31 50L32 53H33V52L35 53V52H36ZM87 50H88V51H87ZM123 50H124V48H123ZM135 50H134V51H135ZM153 50H154V48H153ZM223 50H224V51H223ZM246 50H247V51H246ZM254 50H255V52L258 50V51H257L258 53L261 52V55H260L258 58H253V57H252L253 55H250V54H252V52L255 53ZM51 51H53V50H51ZM51 51H47V52H46V55H45V53H44L43 56L41 57L42 59H44L43 57H45L44 60H46V61H45L46 63L44 62V60H41V59H40L39 61H40L43 65H44V64H45V65H48L47 63H48L49 61L54 62V64L51 63V64H53V65H51L50 62H49V64H50L52 67H50V66L48 65V66H49V69H51V68L54 69V70L51 69L53 72L55 71L54 73H56L57 69H58V71L61 70V71L63 72V70H69L70 68H73V69H74V68H77V64H78L80 61H81V63L83 62V59H81V58H84V57H85V56L80 57V59H78V60H76V58H74L73 60H75V61H73V60L71 59L72 57H71V58L69 57V56H71V54H69V56H68L67 58H70L71 60H69V59H67V58L65 59L66 61L69 60V61H67V62H70V64L67 63V64H68V65H67V64H65L66 61L62 63V61H63L64 59H63L62 61H61V60L59 61V60H58V57H56L57 55L55 56L54 53H52V55H53V56H52V55H51ZM72 51H73V50H72ZM97 51H98V52H97ZM100 51H101L103 54H102ZM105 51H106V50H105ZM136 51H137V50H136ZM217 51H218V52H217ZM248 51H249V52H248ZM259 51H260V52H259ZM48 52H49V54H48ZM53 52H54V51H53ZM57 52H58V53H57ZM85 52H86V53H85ZM87 52H88V53H87ZM163 52H164L165 54H164ZM168 52H169L170 54H169ZM180 52H181V53H180ZM225 52L227 53V55H226ZM231 52H233V53H231ZM239 52H244V54H241V53H239ZM69 53H71V50H69ZM139 53H140V54H139ZM209 53L212 54V55H213V53H214L213 56L217 55V56H215V57H217V59H215V60H218L217 63H219V62L221 63V65H220V63L218 64V66L220 65L221 67L223 66L225 60H226V62H225V66H227L228 61L230 60V59H229V60H227V59H228V58H234L235 55H237L236 57H237V60H238V61L236 60V62H238V63H236V62L233 63V64H235V65H234L235 67H233V66H232L233 64H231V63H229L228 65L232 66V69H233V70H234V68H235V71H234V72H237V70H236L237 68H238V72H240V70H239L240 68H242V69H243L244 67H245V68H244L243 70H241L242 73H239V74H238V72H237V74L234 73V74L238 75V78H237V76L235 75V77L232 76L233 79H231V77L228 78V79L230 80V81H229V80L227 79V77H229V76H228V75H229V74H228L229 72L227 73V72H225V70L227 69L226 71H229L231 67L228 69V66H227V68H226L225 66H223V67H225V68H224V69H225V70H224V73H227V75H226V74H225L226 76H225L224 74L222 75V71L220 72L219 70H220V69H223V68H221V67L219 66V69H217V67H216V66H217L216 61H215V64L213 63V64L215 65V66H214L215 69H213V64H212L211 67L209 66V65H211V64H208V62H209L210 59L213 57V56L210 55ZM224 53H225V54H224ZM238 53L241 54L242 57H240V55H239ZM47 54H48L49 56H48ZM72 54H73V52H72ZM93 54H94V55H93ZM119 54H120V55H119ZM134 54H135V55L137 54L138 56H139V55H142V54H145V56L147 55V56H146V57H147V61H148V62L152 61V62H151L150 64H149V63H145L146 60H145L144 58H146V57H143L144 55L140 56V58L143 57V58H141V60H140V58L137 57V55L135 56ZM160 54H162V55L164 56V59L161 57ZM192 54H193V55H192ZM204 54H205L206 56H204ZM230 54H231V55H230ZM245 54H246V55H245ZM9 55H8V57H6V58L11 57V56H9ZM28 55H30V54H28ZM28 55H27V56H28ZM31 55H32V54H31ZM31 55L28 56V57L26 56L25 59H23L24 61H22V62H19V61H18L19 63H18V62H17V63H18L19 65H21V67H22V65L24 66V64H26V63L29 64V62H30V60H31V59H29V58H31ZM50 55H51L52 57L55 56V57L57 58V60H56L55 58H52ZM58 55H59V54H58ZM89 55H90V54H89ZM165 55H169V57L171 56V58H173V59H177V60H175L176 62L173 61V59H172V61L175 62V63H173V62L171 61V58H167L168 56H165ZM207 55H208V56H207ZM219 55H220V56H219ZM222 55H225V56L223 57ZM243 55L246 56V57H244ZM247 55H248V56H251L250 58H252L253 60L250 59V58H247ZM5 56H7V54H5ZM99 56H98V57H99ZM132 56H133V57H132ZM157 56H159V57H157ZM230 56H231V57H230ZM232 56H233V57H232ZM261 56H262V57H261ZM98 57H96V59L93 60V62L95 63V64H94V63H93V64H94L95 66H98V67L100 66L102 71H103V69H106V67L109 69V71H111V70L113 69V68L110 69V68L108 67V66H110V65H109L110 63H108L109 60L106 59L108 62H107V63L104 62V61H106V60H105V58H102L103 56L100 57L102 60H101V59L99 60V61L102 62V64H101V62H100V63H99L100 65H99V64L96 65V63H98V62H97V61H98ZM124 57H125V56H124ZM136 57H137V58H136ZM154 57H155V59H154ZM156 57H157V58H156ZM175 57H176V58H175ZM181 57H180V58H181ZM215 57H214V58H215ZM243 57H244V58H243ZM260 57H261V58H260ZM51 58H52V60H50ZM133 58H134V59H133ZM161 58H162V59H161ZM166 58H167V59H166ZM182 58H183V57H182ZM209 58H210V59H209ZM222 58H223V61H222ZM224 58H225V60H224ZM226 58H227V59H226ZM240 58H241L242 60H241ZM259 58H260V60H259ZM28 59H29V61H28ZM138 59H139L141 62H140ZM142 59H143L144 61H143ZM193 59H194V58H193ZM204 59H205V61H206L207 63L204 62ZM239 59H240V60H239ZM247 59H248V62H247ZM249 59L251 60L252 63L254 62V64H252V63L250 62ZM257 59H258V60H257ZM261 59H262V60H261ZM47 60H48V62H47ZM96 60H97V61H96ZM137 60H138V61H137ZM149 60H150V61H149ZM157 60H158L159 62H157ZM199 60H200V61H199ZM26 61H28V62H26ZM42 61H43V62H42ZM55 61H56V63H55ZM57 61H58L59 63L61 62V63H60L61 65H60ZM77 61H78V63H76ZM132 61H133V62H132ZM142 61H143V63H142ZM154 61H155V62H154ZM160 61H161V62H160ZM164 61H165V62H164ZM168 61H170V62H168ZM239 61H242V62H239ZM255 61H256L257 63H256ZM258 61H259V62H258ZM24 62H26V63H24ZM123 62H125L124 65L122 64ZM128 62H129V63H128ZM139 62H140V63H139ZM163 62H164V63H163ZM167 62H168V63H167ZM192 62H193V60H192ZM222 62H223V64H222ZM243 62H244V63H243ZM20 63H23V64H20ZM41 63H40V64H41ZM72 63H73V65H75V63H76V67L72 66V65H71ZM81 63H79V64H81ZM105 63H106L107 65H106ZM130 63H131V64H130ZM161 63H162V64H161ZM169 63H170V65L172 64L173 66L170 67V65H168ZM178 63H179V64H182V65H181L182 67L179 66ZM189 63H190V62H189ZM239 63H240V64H239ZM248 63H250V64H248ZM260 63H261V64H260ZM27 64H26V65H27ZM42 64H41V65H42ZM55 64H56V65L58 64V66L56 67ZM79 64H78V65H79ZM121 64H122V65H121ZM156 64H157V65H156ZM159 64H160L161 66H164V65H165V67H161V66H159ZM163 64H164V65H163ZM177 64H178V65H177ZM183 64H184V65H183ZM206 64H207V65H206ZM236 64H239V66L236 65ZM255 64H256V65H255ZM19 65L16 64L14 68L16 69V68H17L16 66H19ZM26 65H25V66H26ZM62 65H63V66H62ZM64 65H67L68 67H70L69 65H71V67L68 68L67 66H64ZM127 65H128L129 67H128ZM132 65H133V67H132ZM185 65H186V66L188 65V66L186 67ZM190 65H192V66H190ZM198 65H200V66H198ZM202 65H203V66H202ZM243 65H244V66H243ZM251 65H252V67H251ZM60 66H61V67H60ZM125 66H126L127 68H126ZM138 66H139V65H138ZM138 66H137V67H138ZM148 66H147V67H148ZM155 66H157V67H155ZM174 66H175V67H174ZM183 66H184V67H183ZM197 66H198V68H195V67H197ZM208 66H209V67H208ZM236 66H238V67H236ZM42 67H43V66H42ZM58 67H59V68H58ZM100 67H99V69H100ZM102 67H103V68H102ZM117 67H115V68L113 69V71H115V72H113V71L110 72V73H111V76H112V73L114 74L113 76H116V75H119L120 73H122L121 70L118 71L119 73L117 72V69H118ZM124 67H125V68H124ZM135 67H136V66H135ZM143 67H144V66H143ZM160 67H161V68H160ZM172 67H173V68H172ZM191 67H192V68L194 67V69H192ZM248 67H249V68L251 67V69H252V68H253V69H252V70H251V69H247ZM263 67H264V66H263ZM19 68H20V66H19ZM63 68H64V69H63ZM66 68H68V69H66ZM122 68H123V69H122ZM181 68H182L183 70H182ZM205 68H206V69H205ZM260 68H258V69H260ZM62 69H63V70H62ZM137 69H138V68H135V70H133V71L131 70V72L128 73V75L132 74L133 72H135V74H136V72H138V73L140 72L139 74H140V76H142L141 78H140L139 74L137 73V74H136L137 78H136V76H135V77H134V76L132 77L133 79L136 78V80L134 79L135 81H134L132 78H131V79L129 78V79H130V80H129V79H128V77H129L128 75H126L127 77L124 76V77H126V78H124V80H126V79H127L128 81H131V80H132V82H135V83H138L137 81H139L140 79H141L143 82H146V81H147L148 84H147V83L142 84L143 82L140 81V85L142 84V87H143L144 85L147 84V86H145L143 89L147 88L148 86H152V85H154L155 83L157 84V80H158V79H162V80H160V81L158 80V84H157L158 87H157V85L155 84V85H156L155 87H156L157 90H160V89L162 90V88H165V87L169 84L168 82H170V80H171V78H170L169 80H168V78H167V79L164 81V80H163L164 78H163L162 76H161L162 78H160V75H159V74L156 76L154 73H150V74H146V75L149 76V77H151V76L154 74L155 77L153 76L154 79L151 77L150 80L148 81L149 78L146 76V77H147V80H145L146 77H145L144 75H142L143 72H145V71H142L143 68L139 67V70H137ZM188 69H190V70H188ZM195 69H196V70H195ZM199 69H200V70H199ZM204 69H205L206 71H204ZM209 69H211V71H210ZM232 69H231L230 74H231V75H234V74H232V71H233ZM70 70H71V69H70ZM118 70H119V69H118ZM136 70H137V71H136ZM140 70H141V71H140ZM167 70H168V71H167ZM177 70H179V71H177ZM194 70H195L196 72H195ZM198 70H199V71H198ZM201 70H202V71H201ZM212 70H213V71H212ZM216 70H217L219 73H217ZM246 70H247V71H246ZM61 71H59V72H61ZM175 71H176L177 73H176ZM192 71H194L193 74H195L194 77H196V78H192V76H191ZM34 72H35V71H33V72L31 71L32 74H29V72L26 73V77H25V75L23 76V78H24V77H25V78L22 80V82H24V81L26 82V81H27V82H26V83H27V87H28V86H31V88H32V90H33V91L31 90V92H33L34 95H33L32 93H31V94H32L33 96H35L36 98H38L39 95H42L41 92H40V90L43 89V83L41 84L40 82H37V81L34 80V79L36 78L37 74H38L37 71H36L35 73H34ZM53 72H52V73H53ZM141 72H142V74H141ZM188 72H189V73H188ZM206 72H207V73H206ZM213 72H214V73H213ZM250 72H251V74H250ZM116 73H118V74H116ZM126 73H127V72H126ZM183 73H184V74H183ZM187 73H188L189 75H188ZM190 73H191V74H190ZM204 73L208 74V76L205 75ZM215 73L218 74V76H217ZM220 73H221V74H220ZM33 74H35V75H33ZM115 74H116V75H115ZM151 74H152V75H151ZM166 74H167V73H166ZM168 74H167V75H168ZM181 74H182V75H181ZM193 74H192V75H193ZM203 74H204V75H203ZM219 74H220V76H219ZM28 75H29V76H28ZM167 75H166L165 77H167ZM180 75H181V76H180ZM197 75H198V77H197ZM200 75H201V76H200ZM202 75H203V76H202ZM212 75H214V77H213ZM30 76H31V77H30ZM109 76H110V74H109ZM109 76H108V79H107V78H104V80L107 79V80H105V82L109 81ZM111 76H110V77H111ZM113 76H112V77H113ZM138 76H139V77H138ZM143 76H144L145 79L143 78ZM163 76H164V75H163ZM183 76H184V77H183ZM186 76L188 77V79H187ZM204 76H205V77H204ZM112 77H111V78H112ZM130 77H131V75H130ZM177 77H178V78H177ZM216 77H218V78H216ZM220 77H221V78H220ZM224 77H226V79H224ZM31 78H33V79L31 80ZM111 78H110V79H111ZM138 78H139V79H138ZM142 78H143V79H142ZM157 78H158V79H157ZM173 78H174V79H173ZM175 78H176V79H175ZM179 78H180L181 80L178 81ZM191 78L194 79V80H192ZM202 78H205V80H206L207 82L210 81L211 83L214 82V80H215V78H216V80H215V82H214L213 84H211L210 82H209V83L206 82L207 84H209L208 86H210V85L212 86L211 89H210V88L208 89V88H207L208 86L206 87L207 84L205 83L204 79H202ZM234 78H236V79H234ZM239 78L242 79V82H241L242 84L240 83V80H241V79H240V80L238 81V83H237V79H239ZM245 78H250V76H249V77H245ZM25 79H26V80H25ZM137 79H138V80H137ZM151 79H153L155 83H154V84L151 83V84L149 85V83H150L151 81L153 82V80H151ZM155 79H156V81H155ZM182 79H183V80H182ZM261 79H264V78H261ZM33 80H34V81H33ZM36 80H37V78H36ZM104 80L101 82L102 85H101V83H100V86H99V84H98V86H97V90H99V92H98L97 90L95 91L94 88H92V89L94 90V93H95V92H98V94L95 93L96 95H98V97H99L100 95H103L104 92H105V90H104L105 88L103 89V86H105V85H103V84H104ZM144 80H145V81H144ZM176 80H177L178 82H176ZM196 80H197V81H196ZM200 80H201V82L204 81V83L206 84V85H205V88H203V89H202V86H203L204 83L201 84V83H200ZM221 80H222V81H221ZM234 80H235V81H234ZM245 80H247V79H244V81H245ZM248 80H249V79H248ZM32 81L35 82V83L33 84ZM161 81H162V82H161ZM166 81H168V82H166ZM193 81H194V82H193ZM216 81H217V82H216ZM219 81H220V82H219ZM260 81L263 82L264 80H260V79H259L256 83L258 84ZM29 82H30V83H29ZM132 82H130V83H132ZM171 82H170V83H171ZM179 82H180V83H179ZM181 82H182V83H181ZM189 82H190V83H189ZM198 82H199V83H198ZM222 82L225 83L224 85H228V86H227L228 88L225 87V86H220V85L223 84ZM228 82H230V83L228 84ZM234 82H236L237 85L240 83L241 85H240V84H239V85H240V88H242V89L240 90V88H237L239 85L236 86V84H235ZM245 82H246V81H245ZM262 82H260V83H262ZM26 83H22V84L24 85L23 87H22V84H20V87H22V88L26 87V86H25ZM31 83H32L33 85H31ZM36 83H38V84H36ZM161 83H162V86H164V87L161 86ZM163 83H164V84H163ZM166 83H167V84H166ZM188 83H189V84H188ZM193 83H194V84H193ZM233 83H234V84H233ZM260 83H259V85H261ZM263 83H264V82H263ZM133 84H134V83H133ZM159 84H160V86H159ZM187 84H188V85H187ZM191 84H192V86H191ZM214 84H215V85H214ZM248 84H249V83H248ZM35 85H36V86H35ZM40 85H42V86H40ZM262 85H264V84H262ZM101 86H102V87H101ZM213 86H214V88H213ZM41 87H42V88H41ZM99 87H101V88L98 89ZM120 87H121V86H120ZM120 87H119V85H118L117 87H114L115 89H114L113 87H112V88H113V91L115 90L116 92H118V91L120 92V89H122V88H120ZM159 87H161V88H159ZM199 87H200V88H199ZM203 87H204V86H203ZM224 87H225V88H224ZM28 88H29V87H28ZM33 88H34V89H33ZM106 88H108V87H106ZM197 88L200 89V90H196ZM206 88H207L209 91H208ZM235 88H237V89H235ZM24 89H25V88H24ZM39 89H40V90H39ZM95 89H96V88H95ZM101 89H102V90H101ZM117 89H118V90H117ZM219 89H218V90H219ZM233 89H234L235 91H234ZM250 89H251V91L249 92ZM88 90H89V89H88ZM157 90H155V91L157 92ZM201 90H202V91H201ZM218 90H217V92H215V93H218V94H216L215 96H219V95L222 93V92L219 93L220 91H218ZM34 91H35V92H34ZM85 91H87V89H86ZM85 91L83 90V92H85ZM102 91H104V92L102 93ZM115 91H114V92H115ZM155 91H154V93H152V95H149V94L145 95V94H146L145 92H142V93L139 92V94L137 93V95H135V94H136V93H135V94H133V95H129V96H128L130 99L127 98V99L125 100V98L127 97V95H126L125 98H123V99H124V100H123L124 103L121 102V104H120V102L117 101V100H116L117 102L114 101V99L116 98V97H114V96H112L113 99L111 98V99L113 100L114 103L112 102L111 99H110L111 102L108 101V102H110L109 104H107V105L104 104V105H106V106H103L102 103H100V104H101L100 107H102V108H100V109L98 108V109H97L98 112H99V111H100V112H99V113H96L97 115L95 116L94 119L97 120V121L93 120L94 125H96V124H99V125H100V123H98V121H99L100 119H102V117H103V119H104L105 116H106V117H107V116L111 117V116H110L111 111H112V112H115L116 110L119 111V114H120V115H121V114L123 115L122 117H121L120 115H119V116H120L121 118H124L125 120H122V119L119 118V116H118V118H119L120 121H121V120L124 121V122L121 121V122H122V123H121L120 121L117 122V120H118V119H116L117 116H116V118L113 117V120L115 121V123H114L113 120H111V123L109 122V124H107V126L105 127V130H109V131L111 130V131H110L111 133L109 132L110 134H108L109 136L107 135V136H108L107 138H105L106 136H105V137H99L100 135L98 136V135L96 134V131L93 130V128L96 129V127H97L98 125H96V126H92V124H93V122H92V124H91L90 127H93V128H91L92 130H91V129H90V130H89V129L87 130V136H86V134H85L86 137L84 136V138H86V139H83V140H82V141H83L82 143L85 142L84 144H86V143H87L86 141H88V140H90V139L93 140L94 138H91V137H92L91 134H94V135L96 134L95 136L93 135V137L96 138V137L98 136L97 138H98L99 140L96 138L98 142H99L102 138H103V139L101 140L102 142H100V143H98V144H97V141H96V144L98 145V148H97V145H96V146H95V149L97 148V151H98V152H99V150L102 152L103 150H106V151H107V148H109L108 151H107L108 154L111 155V153L113 152V154L111 155V156H112L111 159H112V160H113V159H116L115 161H117L116 156L118 155V157L120 158V155H119L120 152L117 154V152H116L117 149H118V151L123 149L122 152H124V150H125L124 147H126V146L128 147V146H129L130 142L133 140V137H134V138H137V137L134 136V134H132V137L130 138V137L127 136V135L130 136V134H129V133H128V134L125 133L127 137L124 136V139H121V138H123V134H124V133H123V134L121 135L122 137L120 136L121 138H119L120 143L118 144V142H119V140L117 141V139H118L117 136L119 135L118 133H120L121 130H123L124 128H126V126H128V122H130L131 119H132V120L134 119V121H136V122L133 121V123H136L137 125H139V124H142V125H139V127L136 126L135 124H133V125L136 126V127H138V128H141V127L143 126V129H144V128H146L145 125H147V127H148V126H150L149 124L152 125L153 121L155 122V120H152L153 117L151 116V115H153L154 111H155L156 114H157L158 112L160 113V111L162 112L161 109H162L163 107L160 106L161 103H157V102H156V101H157L156 98L159 97V95L156 94ZM42 92H43V90H42ZM83 92L80 91L79 94H76V96L74 97V98H75V100H74L75 102H78L77 100L82 101V100L86 99V98L83 99V97H86L87 92H86V94L83 93ZM119 92H118L117 95H115L114 93H112V95L114 94L115 96H120L121 93H119ZM121 92H122V90H121ZM225 92H224V94H225ZM231 92H230V93H231ZM241 92H242V94H241ZM59 93H60V92H59ZM59 93H58L57 96L61 95V93H60V94H59ZM82 93H83V94H82ZM100 93H101V94H100ZM144 93H145V94H144ZM249 93H250V94H249ZM62 94H63V92H62ZM143 94H144V95H143ZM154 94H155V95H154ZM209 94L212 95V96L214 95V93H212V91H211ZM222 94H223V93H222ZM224 94H223V95H224ZM246 94H247V95H246ZM255 94H257V92H256ZM77 95H78V96H77ZM81 95H82V96H81ZM83 95H84V96H83ZM141 95H142V97H143V96H145V97L142 98ZM153 95H154V96L158 95V96L154 98ZM223 95L220 97V100H221L222 98H224ZM33 96H32V97H33ZM61 96L64 97V94L61 95ZM80 96H81V97H80ZM130 96H131L132 98H131ZM134 96H138L137 98H138L139 100H143V99L145 98V99L143 100L144 103H142V106H141L139 103H137V105H138L139 108L137 107V105L135 106L136 108L134 107L135 103H134L133 105H131L132 102H135V101L137 100V98H136V100H135ZM146 96H148V97H146ZM149 96H151V97L149 98ZM182 96H183V95H182ZM224 96H225V95H224ZM235 96H234V97H235ZM35 97H34V98H35ZM77 97H78V98H77ZM139 97H140V98H139ZM185 97H186V95H184V97H180L179 99L183 98V100H184ZM243 97L241 98L242 100H239V101H236L237 98L235 99L237 105H238V102H240V103H239V106H240L241 103H242V104H243V102L245 103V101H246L245 99H246V98L243 99ZM74 98H73V99H74ZM117 98H118V97H117ZM133 98H134V99H133ZM225 98H226V99H225ZM225 98H224V99H225L226 101L229 99L228 96H227V97L225 96ZM227 98H228V99H227ZM81 99H82V100H81ZM121 99H122V98H121ZM131 99L134 100V101H132ZM146 99H147V100H150V99L152 100V99H153L152 101H153V102L155 101L156 104H158V105H156V104L153 105L155 102L153 103V102H151V100H150V101H147ZM224 99H222V100H224ZM238 99H239V97H238ZM238 99H237V100H238ZM130 100H131V102H130ZM145 100H146V102H148L149 104L146 103ZM181 100H182V99H181ZM222 100H221L220 102L223 104V102H224L225 100H224V101H222ZM243 100H245V101H243ZM80 101H79V102H80ZM84 101H85V100H84ZM120 101H121V100H120ZM125 101H126V103H125ZM241 101H242V102H241ZM82 102H83V101H82ZM80 103H81V102H80ZM84 103H85V102H84ZM84 103H83V104H84ZM111 103L113 104V106L110 105ZM116 103H117V104H116ZM145 103H146V104H145ZM226 103H227V104H225V102H224L225 105H230V104H228V103H229V100H228ZM49 104H50V103H49ZM159 104H160V105H159ZM41 105H42V104H41ZM45 105H46V104H45ZM84 105H85V104H84ZM129 105H130V106H133V109H131ZM139 105H140V106H139ZM150 105H151V106H150ZM225 105H224V106H225ZM42 106H43V105H42ZM42 106H41V107H42ZM111 106H112V109H111ZM114 106L117 107V108H115ZM120 106L122 107V108H121V111H120ZM157 106H158V107L160 106L159 108H161V109H160V110H159V109L157 110V108H158ZM239 106H236V107L234 106V109H235V110H238L237 108H239V109H243L242 105H241V108H240ZM262 106H263V105H262ZM86 107H87V102H86V106H84V108H86ZM113 107H114V108H113ZM118 107H119V108H118ZM143 107H144V109H142ZM36 108H37V107H36ZM84 108H83V109H84ZM103 108H104V109H103ZM124 108H125V109H124ZM134 108H135L136 110H135ZM137 108H138V110H140V112L142 111V112H141V113H142V116H141V113L138 112ZM140 108H141V109H140ZM148 108H149V109H148ZM187 108H188V107H187ZM209 108H211V107H209ZM250 108L252 109L253 106L250 107ZM261 108H262L261 110H262L263 112H262L261 110H260V112H262V114H264V108H263V107H261ZM38 109H39V108H38ZM109 109H111V110H110V113H109ZM114 109H115V111H113ZM118 109H119V110H118ZM122 109H123V110H122ZM129 109H131V111H130ZM146 109H147L148 111L151 110V111H153V112H152V113H151V111L148 112V111H146ZM246 109H247V108H246ZM246 109H243V112H242V110H239L238 112L241 111L242 114H243V113L246 111ZM34 110H35V111H34ZM34 110L32 109V110L28 111V113H27V114H29V115L27 116L28 118H30L29 116H33V114H34V117H35V113H36L38 110L35 109V108H34ZM36 110H37V111H36ZM85 110H87V108H86ZM90 110H91V109H90ZM126 110H129V111H126ZM156 110H157V112H156ZM206 110L208 111V114H207V111H206ZM244 110H245V111H244ZM248 110H249V112H250V109H249V108L247 109V111H248ZM33 111H34V112H33ZM125 111H126V112H125ZM132 111H133V112H132ZM247 111H246V112H247ZM102 112H104V113H102ZM120 112H121V113H120ZM122 112H124V113H122ZM127 112H128L129 114H131V115H129ZM135 112H136V114H135ZM144 112H146V113H144ZM204 112H205V113H204ZM209 112H211V109H208V108L206 109V108H204V109L200 110L199 115H204V114H205V115H204V117H205L206 115H209V114H210ZM246 112L244 113V114H246V115H242L243 118L246 117V116L251 115V114H247ZM84 113H85V112H84ZM108 113H109V114H108ZM132 113H134V114H132ZM148 113H149V114H148ZM150 113H151V115H150ZM173 113H174V112H172L171 114L169 113V114L167 115V113H164V111H163V114H162V113L160 114V115H162V116L159 117V118H160V119H159V123H161L162 125H161V124H158V125H159L158 129H160V130H162V131L164 132V131H167V130H168V127L171 129V128H173L174 125H175V127H176V126L178 127V125H179V127H180L181 129L179 128V131H178V128H176L177 130L175 129V130H176L175 132H176V133L178 132V134H177L178 137H177V138H179V139L176 140L177 142H176V141H175V142L172 141V142H174L175 144H176V143L178 144L179 141H180V143L178 144L179 147H183V146H184L185 148L187 147V148H186V151H185L186 154H184L186 157H185V156H183V157H185V159H186V158L189 156V153H190L191 156L188 157L189 160L187 159V160H188L187 162H189L193 155L195 156V154H196L195 158H197V156H198L197 153H196V145H197V139H196V138H197V137H196V138L193 137V136H194V133L197 131V132H196V133H197L196 135L198 136V135L200 134V132L202 133L203 130H204V131L210 130V131H208L207 133H204V132H203V134L206 135V136H207L209 133H210L209 135H211V133L214 134V135H216V134H218V132L220 131V130H219L220 127H218L219 123H218L217 121H215L214 126L211 125V126H213V127H211V126L209 125L211 128H208V127H207V128H208V129H207V128H206L207 125H205V124L203 125V123H204L203 120H201V119H198V120H197V118L195 119V117H192V116H195V115H193L194 113H193V112L191 113V111H189V109H188L187 114H184V115H186L185 117H184V115H183V117H182V116L179 117L178 114H177L176 112H175L174 114H173ZM188 113H189L191 116H189ZM30 114H31V115H30ZM82 114H83V111H82ZM99 114H100V115H99ZM103 114H104V115H103ZM124 114H125V115H124ZM139 114H140V115H139ZM144 114L147 115V116L145 117ZM133 115H135V116H133ZM148 115H150V116H148ZM165 115H166V116H165ZM172 115H173V117H172ZM97 116H98V117H97ZM100 116H101V117H100ZM125 116H128V118L130 117V118H129L130 121H129V119H128L127 117L125 118ZM137 116H138V117H137ZM140 116H141L142 118H141ZM143 116H144V117H143ZM167 116H168V117H167ZM174 116H175V117H174ZM252 116H253V115H252ZM70 117H71V116H69V118H70ZM81 117H82V119H79V118H81ZM83 117H84V115H80V116H78V117H74L73 119L70 118L71 120L68 119V118H66V121H65V123H64L63 125L66 124L67 120H68L69 122L73 123V121L77 118L76 121H75L76 125H75V123H73V125H75V127H76V129H77V127H78L80 124H83V123H82V122L84 121ZM96 117H97V119H96ZM106 117H105V118H106ZM131 117H132V118H131ZM133 117H135V118H133ZM148 117H149V118H148ZM151 117H152V118H151ZM163 117H165V118H163ZM176 117H177V118H176ZM190 117H191L193 120L195 119V121H193L192 119H190ZM249 117H250V116H249ZM4 118H5V117H4ZM31 118H33V117H31ZM31 118H30V119H31ZM111 118H112V117H111ZM138 118H139V119H138ZM146 118H147V119H146ZM171 118H172V119H171ZM185 118H186V119H185ZM240 118H241V116H240L238 119H240ZM243 118H241V119H243ZM247 118H248V117H247ZM247 118H245V119H243V120L246 121V120L249 119L251 123L247 121L249 124H246V123H245L243 120H241V119H240V120H241L242 122H241L240 120L237 121V122L240 121L242 124H246V125H243V128H242L243 130H244V129H245V130H244V132H243V130L240 131V134H241V135H240L239 133L236 134V135H238V136H236V135L234 134L233 136H234L235 138H232L233 136L231 137L232 139H234L233 141H232V140L230 141L231 144H232L233 142H234V143H239L238 140H241V138H242L243 136H245L246 134H249V132L252 130V127H253V126H256V125H254V124L257 123V125H259L258 123L261 124V122H262L261 118H260V121H261V122L258 121L259 118H257V117H255V118L250 117V118H248V119H247ZM251 118H252V120H251ZM256 118H257L258 120H257ZM103 119H102V120H103ZM126 119H128V120H126ZM143 119H145L146 121L143 120ZM183 119H184V121H183ZM149 120H150V121H149ZM199 120H200V121H199ZM256 120H257V121H256ZM78 121H79V122H78ZM100 121H101V120H100ZM100 121H99V122H100ZM143 121H144V122H143ZM151 121H152V122H151ZM163 121H164V122H163ZM170 121H171V122H170ZM172 121H173V122H172ZM177 121H178V122H177ZM185 121H186V122H185ZM253 121H254V122H253ZM112 122H113V123H112ZM125 122H126V123H125ZM146 122H147V123H146ZM150 122H151V123H150ZM156 122H158V119H157ZM156 122H155V124H156ZM162 122H163V123H162ZM188 122H189V123H188ZM198 122H199V123H198ZM201 122H202V123H201ZM243 122H244V123H243ZM120 123H121L122 125L125 123L124 127H123ZM166 123L169 124V125H171L170 123H173V124H172L171 126H169V125H167ZM176 123H179V124L177 125ZM192 123H194V124H192ZM213 123H214V122H213ZM216 123H218V125H217ZM111 124H114V125L111 126ZM126 124H127V125H126ZM129 124H130V126H133V125H131V124H132L131 122H130ZM197 124H198V125H197ZM251 124H253V125H251ZM77 125H78V126H77ZM109 125L111 126V128H110ZM117 125H118L119 127H118ZM165 125H167V126H165ZM184 125H185V126H184ZM188 125H190V126L193 125V126H192V127H190V126L188 127ZM65 126H66V125H65ZM71 126H72V125H71ZM80 126H81V125H80ZM130 126H128V127H130ZM183 126H184V127H183ZM194 126H195L196 128H195ZM202 126H203L204 128H203ZM75 127H74V128L72 127V128L75 129ZM107 127H108V128H107ZM114 127H115V128H114ZM128 127H127L126 129H128ZM154 127H156V125H154ZM166 127H167V130H166ZM175 127H174V128H175ZM185 127H186V128H185ZM187 127H188V128H187ZM245 127H246V128H245ZM106 128H107V129H106ZM119 128H120V129H119ZM156 128H157V127H156ZM194 128H195V129H194ZM197 128H199L200 130H198ZM202 128H203V129H202ZM205 128H206V130H205ZM253 128H254V127H253ZM78 129H79V128H78ZM115 129H116V130H115ZM126 129H125V130H126ZM164 129H165V130H164ZM183 129H184V130H183ZM64 130H65V129H64ZM66 130L68 131V129H66ZM66 130H65L66 134L68 133V134L70 135V134H71V133H70L71 131L69 130L70 132H67ZM113 130H115L116 132L119 130V131L116 133L117 135H114V134H115V133H114L115 131H113ZM160 130H157V131L159 132ZM195 130H196V131H195ZM17 131H18V130H17ZM17 131H15V132H16V134L14 133L15 135H18V133L20 134V131H19L18 133H17ZM112 131H113V132H112ZM123 131H124V130H123ZM157 131H156V132H157ZM182 131H183V132H182ZM199 131H200V132H199ZM247 131H248V132H247ZM65 132H60L61 135H62V134H63V135H62V136L58 135L60 138H58V136H57V138L60 139V140L57 139V141H58L59 143H63V144H64V141H66L65 143H66V144H69L70 141H71V140H69V139L72 138V134L70 135V137H68V136H67L68 134L65 135ZM107 132H108V131H107ZM241 132H242V133H245V135L242 134ZM261 132H262V131H261ZM112 133H113V134H112ZM121 133H122V132H121ZM142 133H143V132H142ZM179 133H180V134H179ZM182 133H183V134H182ZM225 133H226V131L224 132V135H225ZM88 134H90L89 136H91V137H89ZM166 134H167V133H166ZM166 134H163V135H166ZM229 134H230V132L228 131V134H226L225 136L222 135V136H224V138L221 136L222 138L218 139L219 141L217 140V141H218V144L216 143V145H217L218 147L220 146L218 149H220V150H221V149L224 150L223 147L226 148V146H228V145H225V144L230 143V142H228V140H229L228 138H230V137H229ZM262 134H263V132H262ZM262 134L260 133V135H259V132H258V133L255 135V138H256V137H259V136H260L259 138H261V135H262ZM111 135H112V137H111ZM214 135H212V137H214ZM231 135H232V134H231ZM66 136H67V137H66ZM113 136L115 137V141H116L117 143L113 140V139H114ZM141 136H144V135H141ZM166 136H167V135H166ZM188 136H189V137H188ZM227 136H228V138H226ZM262 136H263V135H262ZM61 137H62V138H61ZM88 137H89L90 139H89ZM109 137H110V138H109ZM118 137H119V136H118ZM163 137H165V136H163ZM186 137H187V138H186ZM210 137H211V136H210ZM210 137H209V138H210ZM212 137H211V138H212ZM111 138H112V139H111ZM193 138H194V140H192ZM231 138H230V139H231ZM255 138H254V139H255ZM87 139H88V140H87ZM96 139H95V140H96ZM104 139H106V140H104ZM130 139H132V140H130ZM163 139H164V138H162V140H163ZM224 139H227V140H224ZM236 139H237V140H236ZM68 140H69V141H68ZM85 140H86V141H85ZM95 140H94V141H95ZM112 140H113V142H112ZM128 140H130V142H129ZM164 140H165V139H164ZM164 140H163L162 142H164ZM186 140H187V141H188V140H192L193 143H189V144L186 145V143H185ZM256 140L258 141L259 139H255L254 141L256 142ZM127 141H128L129 143H128ZM134 141H136V140L134 139ZM167 141H168V140H167ZM195 141H196V143H195ZM67 142H68V143H67ZM126 142H127V144H126ZM226 142H227V143H226ZM82 143H78V145L80 144V146H76V147L83 148L82 146H84V144H82ZM112 143H113V144L116 143L115 145H117V146L112 145V147H113V148H112V147H111V144H112ZM174 143H173V144L170 143V144H171L170 147H172V148H170V149L176 148V147L178 146L177 144L175 145ZM184 143H185L186 146L184 145ZM81 144H82V145H81ZM123 144H124V145H123ZM125 144H126V146H125ZM191 144H192V146H191ZM254 144H255V143H254ZM99 145H101V146L99 147ZM102 145H103V147H102ZM119 145H120V146H119ZM121 145H122V146H121ZM174 145H175V146H174ZM182 145H183V146H182ZM189 145H190V146H189ZM229 145H230V144H229ZM104 146H105V147H104ZM173 146H174V147H173ZM222 146H223V147H222ZM254 146H257V145L255 144ZM254 146H253V147H252V146L250 147L251 150H250V149H247L248 151L250 150V154H249V156H250V155H252V156H253V155H256V153H257V149H256V147H255V149H254ZM110 147H111L112 149H111ZM114 147H116V149H115ZM191 147H192V148H191ZM193 147H194L195 149H194ZM101 149H102V150H101ZM110 149L113 150V151H111ZM170 149H169V150H170ZM190 149H191L192 151H191ZM193 149L195 150L194 152H193ZM253 149H254V150H253ZM51 150H52V151H51ZM51 150L48 151V154H49V155L51 154L52 156L55 154L54 156H56V151L53 152V149H51ZM89 150H90V149H86L87 152H89ZM91 150H92V149H91ZM91 150H90V151H91ZM115 150H116V151H115ZM222 150H221V151H222ZM252 150H253V151H252ZM255 150H256V153H255ZM95 151H96V150H95ZM110 151H111V152H110ZM240 151H243V150H240ZM245 151H246V150H245ZM248 151H247V153H248ZM49 152H51V153H49ZM237 152H238V153H237ZM187 153H188V155H187ZM115 154H117V155H115ZM121 154H122V153H121ZM165 154H167V152H166ZM242 154H243V152L241 153V152H239V151H236V156H237V157L241 156ZM51 155H50V157H52ZM54 156H53V158H56V157H54ZM111 156H110V157H111ZM113 156H115V158H114ZM157 156H158V155H157ZM194 156H193V157H194ZM158 157H159V156H158ZM158 157H157V158H158ZM163 157H164V156H160V157H159V158L163 159V162H162L161 159H157V158H156V159H154V163H153V164H150V166L152 165L153 168H155V170L152 168V173H153V174L151 173L152 175H151V176L149 175L150 177H147V178H151V177L153 176V177H152L153 179H152V178H151V179H147V178L144 179L145 182H146L147 184L153 186V185L151 184V183L153 182V180L156 181L157 178H158V176L162 178V177H163L162 175H164V177H163L162 180H160V178H159V182H161V181H163V180H164L163 183H164V182H167L166 180L168 179V177H169L171 174L169 173L168 170H167L168 172H166V169L164 170L163 168H164V167L166 168V165H165V162H166V161H165L164 159H165V157L168 158L169 156L167 155V156H165L164 158H163ZM183 157H182V158H183ZM119 158H118V159H119ZM125 158H126V157H125ZM125 158H123L122 160H123V161H126L125 163H127L128 157H127L126 160H125ZM130 158H131V157H130ZM130 158H129V160H128V163L133 162V161L131 160L132 158H131V159H130ZM182 158H180V161L183 162ZM183 159H184V158H183ZM185 159H184V160H185ZM52 160H53V159H52ZM155 160H156V161H155ZM157 160H158V161L161 160V163H164V164H161L160 161H159V163H157V165L155 166L154 164H155L156 162H158ZM176 160H179V158H177ZM130 161H131V162H130ZM180 161H178V162H180ZM185 163H186V160H185ZM185 163H182V164H184V166H186ZM159 164H161V165H159ZM187 164H188V163H187ZM158 165H159V166H158ZM162 165H165V166H162ZM188 165H190V166H188V167H192V169H193V168L196 169L195 167L199 166V165H197V164H196L197 166H196L195 164H193V165L191 166V163H189ZM194 165H195V167H194ZM152 166H151V167H152ZM65 167H66V166H65ZM186 167H187V166H186ZM188 167H187V168H188ZM61 168L63 169L64 167L61 166ZM61 168H60V169H61ZM187 168H185V169H187ZM183 169H184V168H183ZM185 169H184V171L181 172V174H182L183 172L185 173L188 169H189V170H188L187 172L190 171V168H188L187 170H185ZM192 169H191V170H192ZM194 169H193V170H194ZM156 170H157V171H156ZM163 171H165L166 173L163 172ZM161 172H162V173H161ZM187 172H186V173H187ZM155 173H156V174H155ZM164 173H165V174H164ZM167 173H169V174H168L169 176L167 175ZM184 173H183V174H184ZM157 174H159V175L156 177ZM161 174H162V175H161ZM160 175H161V176H160ZM184 175H185V174H184ZM132 176H133V175H131L130 178H128L129 182L131 181V182H130V185H131L132 182H133V184H135L136 186H137V185H140V186H137V187H138V189H137V187H135V185L132 184L133 187H135V190H134V193H133V189H134V188L132 187V190H131L132 192H131V194H132V196H133V195L136 193L135 195L137 196V195L139 194V197H140L141 194L144 193L143 190L146 191V189H143V188H145L146 186H145V187L141 186V185L143 184L144 181H143L141 184H137V183H138V182H137V181H138V178H133ZM134 176H135V175H134ZM182 176H183V175H182ZM65 177L68 178L69 176H65ZM135 177H136V176H135ZM155 177H156V180L154 179ZM165 177H166V178H165ZM170 177H171V176H170ZM180 177H181V176H180ZM169 179H170V178H169ZM196 179H197V180H196ZM198 179H200V180L202 179V180H203L202 177H200V178L196 177V178L194 179L195 182L193 181L194 184H195V183L197 184V181H199ZM146 180H147L148 182H151V183H148ZM149 180H150V181H149ZM151 180H152V181H151ZM179 180L181 181V178H180ZM179 180H177V179H175V181L173 180L174 183H172V184H174L175 186L177 185V186L180 187V185H178V184H181L182 182H180ZM202 180H201V181H202ZM176 181H178L179 183L177 184ZM136 182H137V183H136ZM145 182H144V185H145ZM202 182H203V181H202ZM154 183H155V182H154ZM154 183H153V184H154ZM161 183H162V182H161ZM161 183H160V184H161ZM163 183H162V184H163ZM198 183H199V182H198ZM147 184H146V185H147ZM172 186H173V185H172ZM139 187H140V188H139ZM146 188H149V186L147 185ZM171 188H172V187H171ZM173 188H174V187H173ZM173 188H172V189H173ZM177 188H178V187H177ZM177 188L175 187V189H177ZM110 189L112 190V188H110ZM110 189H109V188L107 189V191H108V190L110 191V192L108 191L109 194L107 193V191H106V194L104 193L105 195L108 194V197H109V198L112 196V194H111L112 192H111ZM175 189H173V190L175 191ZM139 190H140V191H139ZM173 190H172V191H173ZM141 191H142V192H141ZM186 192H187V191H186ZM137 193H138V194H137ZM17 194L19 195V193H17ZM144 194H145V193H144ZM18 195H17V197H18ZM110 195H111V196H110ZM14 197H15V195H14ZM14 197H13V198H14ZM137 197H138V196H137ZM142 197H143V196H142ZM15 198H16V197H15ZM15 198H14V200H15ZM25 198H26V197H25ZM115 198H116V197H115ZM111 199H112V198H111ZM111 199H109V200H110L112 203H113V201H114V202H115V201H117V202L119 201V199H117V198H116L117 200H114V198H113V199H112L113 201H112ZM22 200H23V199L20 200L21 202L19 201V203H18L19 205L16 204V203H15V204H11V205H13L14 207H15V205H16V207H15L14 210H17V207H18V209H19V208L23 209L24 206H25V204H26V206L30 205V202H28V200H30V198L27 197V198L24 199L23 201H22ZM25 200H26V202L24 203ZM145 200H146V199H145ZM150 200H151V199H150ZM150 200H149V201H150ZM110 201H108V203H109ZM146 201H147V200H146ZM146 201L142 202L143 204L140 203L139 205H141V207H142V205H143L144 207H146V205H145ZM22 202H23V203H22ZM111 202H110V203H111ZM150 202H151V204H152L154 201H150ZM27 203H29V204H27ZM110 203H109L107 206H110V205H113V204H117V203H113V204H112V203L110 204ZM146 204H147V206H148V204L150 205V203H148V201H147ZM23 205H24V206H23ZM21 206H23V207H21ZM137 206H138V205H136V206H134V207H137ZM141 207H140V209H139V207H138V208H133V209H134V210L132 209L133 212L131 211L132 215H133V213H134L135 216H136V215H140L139 213L142 214L141 211H142V208H143V207H142V208H141ZM12 208H13V207H12ZM25 208H26V207H25ZM106 208H107V207H106ZM109 208H111V206H110ZM109 208H107L106 210H103L104 212H102V213L105 214V211L108 212V211H109V210H108ZM137 209H138V210H137ZM107 210H108V211H107ZM140 210H141V211H140ZM18 211H19V210H18ZM111 211H112V210L110 209V214L113 215V213H111ZM134 211H136V212H134ZM112 212H113V211H112ZM137 212H138V213H137ZM108 213H109V212H108ZM108 213H107V214H108ZM135 213H136V214H135ZM103 214H102V215H103ZM110 214H109V216H110ZM219 214H220V215H219ZM97 215H98V216H96V217L99 219V224H101L102 226H104V224H105L106 222H109V221H110V223H109L110 226H109V227H111V226H113V227L110 228L109 233H113V232L116 230V227L118 228V227H120V226L126 224V223H125V220H122V221L119 220V221L116 222V223H112L111 220L108 219L109 216L107 217V216H104V215H103V217L101 218V216H102V215H101V211H100L99 214L97 213ZM99 215H101V216H99ZM112 215H111V216H112ZM134 215H133V216H134ZM218 215H219V216H218ZM218 215H216L217 218H219V217L221 216V213H218ZM73 216H74V215H72V217H73ZM111 216H110V217H111ZM99 217H100V218H99ZM104 217H106V218H104ZM136 217H137V216H136ZM73 218H74V217H73ZM98 219H97V220H98ZM103 219H104V220H103ZM100 220H102V222H103V221H104V222L102 223ZM108 220H109V221H108ZM67 221H68V219H67L65 222H67ZM145 221H146V219H145ZM145 221H144V222L141 221V224H143V223L145 224L144 226H146L147 223H148V220L146 221V223H145ZM119 222H121V223H119ZM122 222H123L124 224H123ZM126 222H127V221H126ZM117 223H118L119 225H118ZM107 224H108V223H106V225H107ZM111 224H112V225H111ZM120 224H121V225H120ZM72 225L74 226L73 228L75 229V231L73 230V234H74V232L77 233V232H76V231H77V230H76L77 227H75L74 224H72ZM116 225H117V226H116ZM73 228H72V229H73ZM113 228H114V229H113ZM249 229H250V228H249ZM250 230H251V229H250ZM250 230L248 231L249 233H250ZM248 232H246V233H248ZM246 233H245V235H246ZM108 237L110 238V236H107V238H108ZM104 238H105V236L103 237V239H100V240H102V241H101V242H102L101 244H103V245H106V243H107V245H108V244H111V243H110L111 240H110L109 238H108V241H107L106 238H105V239H106V241H105ZM190 238H191V237H190ZM190 238H189V239H190ZM206 238H207V237H206ZM208 239H209V237H208L207 239H204V240L207 241ZM103 240H104V241H103ZM103 242H104V243H103ZM75 244H76V242L66 243V244H65L66 246H64V247H65L64 250H65V249H66V251H67V250H72L74 247H76ZM69 245H70V246H69ZM66 247H67V248H66ZM69 247H70V248H69ZM119 249H120V250H119ZM119 249H117V251H119V253H120V254H119V253L117 252L119 255H122V256L124 255L125 257H126V256H127V257H130V258H129L130 260L132 259L131 261L128 259V260H129L128 264H132V263L135 264V263H136V262H134V259H135V258L137 259L138 256L135 257V258H134V256L137 255V254H133L132 256H131V255L128 256V255H127L128 252L126 251L127 248H126L125 246H123V247H119ZM123 249H125V250H123ZM127 250H128V249H127ZM125 251H126V252H125ZM118 254H117V255H118ZM87 256H89V255H87ZM82 257H85V256H82ZM82 257H80V258H82ZM87 258H93V255H91V257H85V259H84V258H83V259L86 260ZM83 259H80V260L83 261ZM136 259H135V261H136ZM80 260H79V261H80ZM89 260H90V262H89ZM87 261H88V263H86V261H83L84 264H90V263H91V259H88ZM83 262H80V263L83 264ZM105 263H106V262H104V264H105ZM107 263H108V262H107ZM107 263H106V264H107ZM100 264H103V262L100 263Z\"/></svg>","mask_w":264,"mask_h":264}]
</instances>
